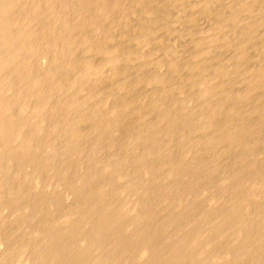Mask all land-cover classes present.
I'll return each instance as SVG.
<instances>
[{
    "label": "bare ground",
    "instance_id": "6f19581e",
    "mask_svg": "<svg viewBox=\"0 0 264 264\" xmlns=\"http://www.w3.org/2000/svg\"><path fill=\"white\" fill-rule=\"evenodd\" d=\"M57 1L58 0H0V200H3V201H1V203L2 202H4L5 201V203L7 204V205H9V206H12L13 207V205L15 206V208H17V210H18V214H15L14 213V216L15 215H17V218H16V220H17V222H19L18 224H19V227L20 228H16L15 226L16 225H18L17 223L16 224H14V221H13V219H15V218H13V219H11L12 220V222H13V224L15 225L14 227V229H17V231H19V229H22L23 230V228H22V225L21 224H24V225H27V224H29V223H26L25 224V222L28 220V219H31V217H33L35 214H37L38 212L40 213V212H42V213H45L46 214V216H45V214L44 215H41V214H39L41 217L39 218V215L38 216H36L35 215V217H37V219L39 218V220L41 221V220H43L44 218H45V221L48 223L49 222V219H50V221H53L54 220V218H55V216L56 215H58V212L60 211V209H61V207L59 206V205H61V203H59V205L56 203L57 201H55L54 199V201H52V199L50 200V202L48 201V200H45V202H44V205H43V200H44V198H43V192L40 190V189H38L39 187H44L43 185H41V183H40V185H39V180H37V177H38V174L40 173V170H41V168H43L44 167V165H43V163L45 164V166H46V160L41 156L42 154H40V156L42 157V158H40L38 155V152L37 151H39L40 149L43 151V147L46 145V142H45V145L43 146L42 144H41V142H42V140H41V137H39L40 139H38V137L36 138L34 135H33V133L37 130L38 131V127H39V125H40V123L38 124L37 122H36V124H34L35 123V120H34V122H33V124L30 126L29 125V123H31V122H29V119H24V117L21 119V115H20V117H19V115H16V112H17V109H16V112L13 110V108L15 107V105L17 104V106H16V108L18 107H20L21 109H25V108H22V107H26V106H30L31 107V109L32 108H34V109H32V110H34L35 111V113L36 114H34V115H36L37 117H39V116H41L42 114H44V112H46L45 110H47V107H49V106H47V104H45V103H43V104H41L39 101L37 102L36 100V103L35 102H32L33 100H30V98H29V96L27 97V95H38V96H40V98H43V97H41L42 95H44L43 94V90L42 89H44V88H42L41 86H42V82H47V89L48 90H50V91H55L56 92V90L58 91L59 89H61L62 87H64L65 85H67V87L69 86L70 88H67V90H70L71 91V88H72V86H73V88L74 89H76L75 87H74V82H75V80L73 79V77H69V79H67L66 80V83H65V85L63 84V86L61 85L62 83L61 82H58L57 80H56V76H57V74L55 73V72H57V71H59L60 72V70L58 69V70H56V71H52V70H50V69H44L40 74L39 73H37V74H39V75H37L36 73V75L37 76H33V77H30L29 75L34 71H32L30 74H29V71L31 70V68H32V66H33V68H34V66H36V64L35 65H33L35 62H34V60L36 59V58H41L44 54H40L39 55V57H36L37 56V54L39 53V52H41L42 53V51L40 50V48L41 47H44L46 50H53V53L54 52H61L62 51V49H64L65 48V44H66V48H67V45L70 43V41H72L71 43H73V39L71 40L70 38H69V35H67V34H69V31L70 30H73L74 28H76V27H80L81 26V24H83V22H85L86 20H85V18H84V16H87V15H85L86 14V11H82V12H85V14L81 17V10H85L86 9V7H85V5H87L89 2L88 1H90V0H77V1H79L78 3L76 2V1H74V2H76V4H78L77 6L79 7V9H80V7H81V5L83 6V7H81V10L80 11H77L78 12V15L80 16V20H78L79 22H77L76 24H72V23H70L71 22V20H70V22H69V20L67 21L66 19H64V17L66 16V14L64 15V17L63 16H61V14L59 13V11H60V9L61 8H64V7H61V6H59V7H61L60 9H59V11L57 12V10H56V6H57ZM62 1V0H61ZM122 1L123 0H113V2H111V6L110 7H108V8H105V7H103V8H99V11L98 10H96V11H98V13H96L97 14V16L98 17H102V18H106V19H108V17H110L111 16V12L113 11L112 9H118L119 7H120V5H121V3H122ZM167 3H169V2H171V0H165ZM60 2V1H59ZM135 2V4H138V6H140L142 3L145 5V3L147 4L148 3V0H135L134 1ZM60 3H62V2H60ZM64 3V2H63ZM91 4V3H90ZM142 4V5H143ZM80 5V6H79ZM257 6L256 7H258V9H257V15L259 16V15H261V16H264V0H257V4H256ZM259 5V6H258ZM18 6H20V8L18 7ZM89 6V5H88ZM108 6V5H107ZM77 7V8H78ZM90 7V6H89ZM87 8V10L88 9H90V8ZM251 5L250 4H247V3H240L239 5H238V7H237V9H236V12H240V11H250V9H251ZM145 8V7H144ZM197 8L199 9V11L200 12H202V13H204V14H210V11H211V9H210V2L208 1V0H200V1H198V4H197ZM20 10V12L19 11H17V10ZM46 9H47V11L50 13V17H51V22L50 23H44V22H42V21H44V20H42V18L43 19H46V18H44L42 15L46 12ZM78 9V10H79ZM229 9H230V7H229ZM61 10H63V9H61ZM110 10H112L111 12H110ZM16 11L17 12H19V13H16ZM195 11H196V8H195ZM47 12V13H48ZM88 13L90 12V11H87ZM92 12V11H91ZM91 12H90V14H91ZM94 12V11H93ZM62 13V12H61ZM76 13V12H75ZM93 14V13H92ZM47 14L45 13V15L44 16H46ZM63 15V14H62ZM78 15H76V16H78ZM94 15V14H93ZM92 15V16H93ZM41 16H42V18H41ZM89 16V15H88ZM95 16V15H94ZM92 17V19H94V20H98V17ZM202 16H204V15H202ZM47 17V16H46ZM48 17H49V14H48ZM47 17V18H48ZM100 17V18H101ZM38 18H41V20H39V21H41V22H39L38 21ZM66 18H67V16H66ZM71 18V17H70ZM90 18H91V15H90ZM89 18V19H90ZM69 19V18H68ZM86 19H87V21H88V18L86 17ZM85 20V21H84ZM91 20V19H90ZM39 22V24L38 23H36V22ZM46 21H47V19H46ZM45 21V22H46ZM48 21H49V19H48ZM233 21H235V17H233ZM57 22H61L60 24H61V27H60V29H59V26H56L57 24ZM75 21H73V23H74ZM35 23L37 24V26L35 25ZM56 24V25H55ZM59 24V23H58ZM252 29H253V27H252ZM252 29H250L249 27H248V31L249 30H252ZM71 35V34H70ZM90 36H93L92 34H89ZM89 35H88V37H84V41L85 42H88L89 43V46H90V50L92 51V53H93V51L94 52H96V51H98V53L100 52V50H101V47L100 46H98L97 44H93V43H95V42H97L98 43V41H96L95 40V42H91V40H92V37H90L89 38ZM72 37H75V40H76V37L77 36H72ZM71 37V38H72ZM91 39V40H90ZM94 41V40H93ZM77 42H78V40H77ZM79 42H83V41H79ZM87 44V43H86ZM63 45H64V48H63ZM70 45V44H69ZM99 45H101V44H99ZM65 48V49H66ZM89 48V47H88ZM247 48H248V41H247V36H245L244 37V39L242 40V41H240V42H237L235 45H234V47H233V56H232V60H233V63H234V66H236V69L238 68H240L243 64L242 63H244V57H245V51L247 50ZM41 49H43V48H41ZM44 49V50H45ZM64 49V50H65ZM63 50V51H64ZM88 51V50H87ZM91 51H89L90 53H91ZM52 52V51H51ZM65 52V51H64ZM102 52V51H101ZM100 52V53H101ZM107 52V51H106ZM106 52H104V54H106ZM45 53H47V52H45ZM52 53V54H53ZM62 54H63V52H61ZM103 53V52H102ZM49 54V53H48ZM51 54V56L50 57H52V56H56V55H52ZM55 54V53H54ZM107 54H108V52H107ZM50 55V54H49ZM49 55H47V56H49ZM106 56V55H105ZM35 57V58H34ZM44 57H46V56H44ZM50 57H48V58H50ZM63 57V56H62ZM109 57V63H111V64H109L111 67H112V71H113V73L115 74V73H120V72H128V71H131L132 72V74L133 73H135L134 74V78L131 80V81H128V83H126L125 85H123L121 88L123 89V91H125V93H127L126 95H125V97L120 101V97L118 98V100H119V106L117 105V107H118V109L120 108H122L121 110H118L119 112L117 113L116 112V117L112 120L113 121V123L112 124H121V120L123 119V118H125V116L121 113V111H123V112H126V111H124V110H126V109H134V102H135V98H133V95H130V93H129V91H128V89H129V87H135V86H138L139 84H141V83H151V81H158L159 79H160V77L161 76H158V74L159 73H154V72H152V73H154V74H152V73H150L151 75H153V76H151V77H149V78H146L145 76H143L142 75V72L140 71V69H139V67L138 66H135L138 62H136V60H133V59H131V57H129V56H127V55H124V54H113V53H109V55L107 56V58ZM32 58H34V60H32ZM43 58V57H42ZM54 58V57H53ZM58 58H61V56L59 57V56H57V58H55V59H58ZM39 59H37L38 61H39ZM62 59V58H61ZM63 59H64V57H63ZM51 60V59H50ZM60 60V59H59ZM58 60V61H59ZM65 60V59H64ZM46 59L44 60V59H40V62H38L39 63V65H40V63H44L45 65H46V68H47V64L48 63H46ZM86 61V60H85ZM34 62V63H33ZM48 62H49V60H48ZM51 62V61H50ZM54 62V61H53ZM52 62V63H53ZM56 63H57V61H55ZM63 62V61H62ZM89 61H87L86 63H88ZM51 63V64H52ZM107 63H108V61H107ZM106 63V64H107ZM160 63H162V61L160 62ZM44 64H42V65H44ZM50 64V65H51ZM58 64V63H57ZM57 64H53V65H57ZM63 64V63H62ZM61 64V60H60V66L62 65ZM89 64H90V62H89ZM89 64H86L87 66L89 65ZM166 64V63H165ZM168 64V63H167ZM166 64V65H167ZM263 64V63H262ZM59 65V64H58ZM85 65V63L83 64V66ZM108 65V66H109ZM259 67H257L256 68V72H253V73H251L250 74V76H248L250 79H249V81H247V82H250V80L253 82L251 85H252V90L254 89V88H257L258 90H256V91H260L261 90V92H259V95L260 96H262V98L264 99V65H261V63H259ZM90 67H92L91 66V64L89 65ZM102 66H104V65H102ZM101 66V67H102ZM105 66H107V65H105ZM104 66V67H105ZM109 66V67H110ZM160 68L161 67H163L162 69H164V61H163V64L162 65H158ZM189 66V65H188ZM258 66V65H257ZM42 67V66H41ZM40 67V68H41ZM44 67V66H43ZM57 67V66H56ZM56 67H54V68H56ZM90 67L88 68V70H90ZM95 66H93V68H94ZM108 67V68H109ZM185 67V66H184ZM49 68V67H48ZM52 68V67H51ZM60 68V67H59ZM86 67H85V69H87ZM97 68V67H96ZM159 68V69H160ZM166 68H168V67H166ZM170 68L173 70V71H178L179 70V67H178V64L175 62H171L170 63ZM189 68V67H188ZM187 68V70H189ZM194 68V69H193ZM198 67L195 65V66H193L192 65V70L193 71H195V69L196 70H198L197 69ZM37 69V68H36ZM35 69V70H36ZM61 69V68H60ZM84 69V71L86 72L87 70H85ZM98 69H99V67H98ZM185 69H186V67L184 68V71H185ZM237 69V70H238ZM54 70V69H53ZM62 70V69H61ZM95 70V69H94ZM94 70L93 69H91V71H93L92 73H96V72H94ZM168 70V69H167ZM38 71H39V69H38ZM37 71V72H38ZM63 71V70H62ZM83 71V70H82ZM90 71V72H91ZM95 71H97V70H95ZM109 71H110V68H109ZM242 71V70H241ZM65 72V71H64ZM85 72H84V74H85ZM89 72V74L91 75L92 73H90ZM168 72H170V71H167V73L166 74H168V75H170ZM186 72V71H185ZM188 72V71H187ZM191 72V71H190ZM189 72V73H190ZM196 72V71H195ZM202 71H198V73H201ZM238 72V71H237ZM239 72H240V70H239ZM77 73H79V72H77ZM110 73H111V71H110ZM193 73V72H192ZM191 73V74H192ZM66 74V73H65ZM79 74H81V72L79 73ZM86 74H87V72H86ZM149 74V75H150ZM174 73H172V75H173ZM185 74H187L188 75V73H185ZM184 74V75H185ZM194 74V73H193ZM33 75V74H32ZM68 75V74H67ZM67 75H64V76H66V78L68 77ZM72 75V74H71ZM74 75H75V73H74ZM82 75H83V73H82ZM81 75V76H82ZM163 75H165V74H163ZM171 75V76H172ZM195 75H197V73L195 74ZM195 75H194V77H195ZM201 75V74H200ZM249 75V74H248ZM58 76H61V74L59 75L58 74ZM70 76V75H69ZM88 74L87 75H85L83 78H82V80H88L89 81V79H88ZM191 77H192V75H190ZM190 76H189V78H190ZM240 76V75H239ZM75 77H76V75H75ZM78 77H80V75L78 76ZM87 77V78H86ZM98 77H99V75H98ZM98 77H96V75L94 74L93 75V77L91 76V77H89L90 79L91 78H95V79H91V80H93V81H98V80H96ZM167 77V76H166ZM183 77V76H182ZM242 77V76H241ZM62 79L64 78V77H61ZM72 78V79H71ZM165 78V77H164ZM167 78H169V76L167 77ZM166 78V79H167ZM65 79V78H64ZM76 79V78H75ZM79 79V78H78ZM184 79V78H183ZM192 79H193V77H192ZM195 79V78H194ZM16 80H17V82H16ZM81 80V81H82ZM170 80V79H169ZM185 80V79H184ZM245 80V79H244ZM247 80H248V78H247ZM76 81H77V79H76ZM79 81H80V79L78 80V83H79ZM164 81V83L166 82V80L164 79L163 80ZM179 81V80H178ZM187 80H185V82H186ZM188 81H191L192 82V80H188ZM20 82V83H19ZM84 82V81H83ZM160 82V84H161V80L159 81ZM185 82H182L181 84H183V83H185ZM191 82L190 83H188V85L190 84V86H191ZM205 82V81H204ZM209 82V81H208ZM207 82V83H208ZM244 83H246L245 81H243ZM61 83V84H60ZM77 83V82H76ZM77 83V84H78ZM82 83V82H81ZM86 83V82H85ZM156 83V82H155ZM158 83V82H157ZM163 83V84H164ZM178 83V82H177ZM45 84V83H44ZM43 84V85H44ZM80 84V83H79ZM88 84H91L90 83V81L88 82ZM92 84H94L93 82H92ZM152 84H153V82H152ZM166 84V83H165ZM179 84V83H178ZM194 84V83H193ZM204 84H206V83H203V85ZM209 84H211V83H209ZM250 84V83H249ZM81 85V84H80ZM175 85V84H174ZM185 85H187V82H186V84ZM185 85H183L184 87H185ZM203 85L202 86H200V87H203ZM245 85V84H244ZM76 86H78V85H76ZM84 86V85H83ZM82 86V87H83ZM89 86V85H88ZM179 86H180V84H179ZM178 86V87H179ZM196 86V85H195ZM208 85H205V87H203L201 90H200V93H203L202 95H204L205 93H206V91L207 90H209V88L210 87H207ZM210 86V85H209ZM44 87H46V85L44 86ZM81 87V88H82ZM85 87V86H84ZM173 87V86H172ZM171 87V88H172ZM184 87H183V89H184ZM187 87H189V86H187ZM187 87H186V89H187ZM246 87V86H245ZM244 87V88H245ZM30 88H31V90L32 89H35L33 92H31V90H30ZM66 88V87H65ZM79 88H80V86H79ZM78 87H77V89L80 91V89H79ZM190 88V87H189ZM193 88V87H192ZM191 88V89H192ZM199 88H198V90H199ZM46 89V88H45ZM73 89V91H71V92H69V93H72V92H75L76 90H74ZM84 90H85V88H83ZM83 89L81 90V91H83ZM91 88H89V90H90ZM177 89H179V88H177ZM180 89L182 90V87L180 86ZM194 89V88H193ZM249 89V88H248ZM247 89V90H248ZM47 90V91H48ZM64 90V89H63ZM88 90V92H90ZM93 90V89H92ZM96 90V89H95ZM181 90H178V91H181ZM185 90V89H184ZM183 90V91H184ZM190 90V89H189ZM251 90V91H252ZM8 91H9V93H10V95L9 94H7V96H6V92L8 93ZM28 91H30V93L28 92ZM79 91H78V93H79ZM80 91V92H81ZM87 91V90H86ZM128 91V92H127ZM202 91V92H201ZM238 91V90H237ZM241 91H243V90H241ZM244 91H245V89H244ZM243 91V92H244ZM253 91H255V89L253 90ZM54 92V93H55ZM61 92V91H60ZM64 91H62L61 93H63ZM93 92L94 91H92V94H93ZM160 92V91H159ZM158 92V93H159ZM236 92V91H235ZM232 93L231 95H230V97H233V99L236 101V104H235V101H233V99L232 98H229L230 100H232L233 102H234V104H232L231 105V101L228 99L227 100V102L228 101H230V102H228L230 105V107H228V108H230L229 109V111L231 110L232 112V114L233 113H235L236 115H237V117L238 118H240V120H242L243 121V119H245V117H248L247 115H245V117H244V115L242 114V116H241V113H239L240 114V116H238V112L240 111V110H242V108H244V106L243 107H241L242 106V104H240V103H238V101L241 99L242 100V96H243V94L242 95H240V91L238 92V93ZM33 93V94H32ZM44 93H45V90H44ZM53 93V94H54ZM57 93V92H56ZM56 93H55V95H56ZM65 93H68V91L67 92H65ZM68 93V94H69ZM77 93V92H76ZM76 93H73L74 95L76 94ZM77 93V94H78ZM124 93V94H125ZM162 92H160V94H161ZM199 93V94H200ZM245 93V92H244ZM248 93V92H247ZM250 93V92H249ZM261 93V94H260ZM46 94H48L49 95V93H46ZM45 94V96H47ZM50 94H52V92L50 93ZM59 94V93H58ZM72 94V95H73ZM77 94H76V98H78L77 97ZM85 94H87L86 92L84 93V95ZM89 94H91V93H89ZM88 94V95H89ZM160 94H158V97H160V96H162L163 95V93L160 95ZM246 94V93H245ZM251 94V93H250ZM9 95V96H8ZM160 95V96H159ZM201 95V94H200ZM227 95V94H226ZM247 95V94H246ZM30 96V97H31ZM44 96V97H45ZM59 96V95H58ZM58 96H56V97H58ZM61 97H62V95H60ZM59 96V97H60ZM65 96H68L67 94L65 95ZM80 96H82V94L80 95ZM86 96V95H85ZM84 96V97H85ZM166 96V95H165ZM220 96V95H219ZM259 96V97H260ZM70 98L72 97V96H69ZM83 97V96H82ZM91 97H92V95H91ZM215 97H217L216 95H215ZM223 97V96H222ZM222 97H220V98H222ZM224 97H225V95H224ZM228 97V96H227ZM226 97V98H227ZM258 97V98H259ZM37 98V97H36ZM75 98V99H76ZM80 99H81V97H79ZM79 98H78V102H79ZM86 98V97H85ZM122 98V97H121ZM162 99L164 98V97H161ZM160 98V100H162ZM217 98H219V97H217ZM216 98V99H217ZM244 98H245V96H244ZM256 99L255 98V100L257 101V102H261V101H263V100H259V99ZM31 99H33V97L31 98ZM37 99H39V98H37ZM45 99V98H44ZM48 99H50V97L48 98ZM54 99H56L55 98V96H54ZM54 99H53V101H54ZM69 99V98H68ZM87 100H88V98H86ZM86 99H85V101H86ZM104 99H105V95H104ZM40 100V99H39ZM42 100V99H41ZM56 100H58V99H56ZM55 100V101H56ZM71 100V99H70ZM69 100V101H70ZM83 100H84V98H83ZM213 100H215V99H212V101ZM220 100V99H219ZM222 100H223V98H222ZM222 100H220V101H222ZM224 100H225V98H224ZM254 100V101H255ZM259 100V101H258ZM43 101H46V100H43ZM50 101V103H51V99L49 100ZM52 101V102H53ZM73 101V100H72ZM77 101V100H76ZM163 101H164V99H163ZM163 101H159L158 102V100L157 101H154V102H152L151 104H150V107H151V109L150 110H152L153 108H154V110H155V108L156 107H159V109L160 108H163L164 107V105H165V101L167 102V100H166V98H165V101L163 102ZM209 101V100H208ZM208 101H207V103H208ZM217 102L215 103V104H207V103H205V104H207V107H205L207 110H206V115L207 116H202V115H204V112H203V114L201 115L202 116V118L204 117V123H202V125L201 124H199L198 123V119H200V117H199V114L201 113V110H199L200 112H199V114H198V112H197V114H196V117H197V115H198V119H196L195 121H197V123L199 124V125H201L200 127L201 128H208V129H211L210 131V133L209 132H207L206 131V129H205V131L207 132V133H209L210 135H207L206 136V133H205V136H206V138H204L205 136H200V138L202 137V138H204V144H206L205 146L207 147V145H208V147H210L209 145H212V146H214V144L215 145H217V143L218 142H222V143H220V144H222L223 146H224V144H225V146H227V144H233L232 146H234V145H236L237 144V146H240V144L242 143L243 145L246 143L245 142V140H248L247 138H249V140L248 141H250V135H249V137H247L246 135L244 136V133L245 132H242V131H240V134L238 133V131H239V129L237 128V126L238 125H242L243 124V122L242 123H240V121H239V124L237 125V123L238 122H236V123H232V122H230L229 123V121H227L226 122V124L224 123V124H222V119L223 118H221V124H220V122H219V120H218V122H216V121H214V119H213V117L216 115V112H219L218 110H221V108H220V106H221V102L220 101H218V100H216ZM57 102V101H56ZM73 102H75V100L73 101ZM77 102V103H78ZM82 102V101H81ZM108 101L106 100V103H107ZM110 102V101H109ZM210 102H211V100H210ZM214 102V101H213ZM224 102H226V100L224 101ZM232 102V103H233ZM48 103V102H47ZM55 103V102H54ZM72 103V102H71ZM71 103H70V106H71ZM99 103V102H98ZM114 103H115V100H114ZM118 103V102H117ZM116 103V104H117ZM223 103V102H222ZM264 103V102H263ZM44 104L46 105L45 106V110H44ZM49 104V103H48ZM52 104V103H51ZM73 104V103H72ZM84 104H85V102H84ZM102 104V103H101ZM100 104V105H101ZM112 104V103H111ZM167 104H168V102H167ZM166 104V105H167ZM220 104V106L218 107V105ZM226 104V103H225ZM224 104V105H225ZM238 104V105H237ZM239 104H240V107H241V109H239V111H238V106H239ZM252 104H254V103H252ZM54 105V104H53ZM52 105V106H53ZM66 105H67V103H66ZM77 105H80V106H82L81 105V103H78V104H76L75 106H77ZM93 105V104H92ZM94 105H97V103L96 104H94ZM107 105V104H106ZM115 105V104H114ZM223 105V104H222ZM223 105V106H224ZM254 105H256V104H254ZM254 105H251V106H254ZM258 105V104H257ZM256 105V106H257ZM58 106V105H57ZM70 106H68V107H70ZM73 106V105H72ZM74 106V107H75ZM91 106V105H90ZM89 106V107H90ZM103 106V105H102ZM113 106V105H112ZM116 106V105H115ZM152 106H153V108H152ZM206 106V105H205ZM227 106H228V104H227ZM227 106H225V107H227ZM249 106V105H248ZM255 106V107H256ZM29 107V108H30ZM62 107H63V105H62ZM78 108V111H79V106H77ZM104 107H109V105H107V106H104ZM104 107H102V108H104ZM169 107V106H168ZM167 107V108H168ZM224 107V108H225ZM255 107H251V108H255ZM28 108V107H27ZM26 108V109H27ZM50 108V107H49ZM86 109H84V111H85V113L89 110L87 107H85ZM91 108V107H90ZM94 108V107H93ZM102 108H101V110H102ZM110 108L111 107H109V110H110ZM177 108V107H176ZM179 108V107H178ZM222 109V110H225V109ZM246 108V107H245ZM250 108V109H251ZM20 109V110H21ZM58 109H59V107H58ZM88 109V110H87ZM92 109V108H91ZM106 109V108H105ZM108 109V108H107ZM114 109V108H113ZM113 109H111L112 110V113H114L113 112ZM159 109H157L156 108V111H158ZM170 109H174V108H170ZM169 109V110H170ZM183 109V108H182ZM31 110V111H32ZM49 110H51V109H49ZM54 110V109H53ZM53 110H52V112H53ZM61 110V109H60ZM82 111H83V109H81ZM117 110V109H116ZM116 110H114V111H116ZM149 110V109H148ZM149 110V111H150ZM164 112H163V111ZM166 110H168V109H165V107H164V109H161V114H159V115H157V118H158V120H156V121H158V122H162V123H166V124H170V125H172V124H174V122H175V120H176V117H174V115H178V113H176L175 112V114L173 115V113L171 114V112L172 111H170L169 112V110L168 111H166ZM176 110V109H175ZM205 109H203V111H204ZM221 110V111H222ZM256 110H258V111H256ZM19 111V110H18ZM25 111V110H24ZM55 111H56V106H55ZM67 111V110H66ZM74 111V110H73ZM73 111H72V113H73ZM77 111V112H78ZM106 112H108V110H105ZM140 111V109H137V110H135V112H137V114L140 116V118L141 117H144V115H146V113H148L147 111H146V113H144L143 114V112L141 113V112H139ZM145 111V110H144ZM228 110H227V108H226V110H225V113L227 114L228 112H229ZM243 111V110H242ZM245 112L244 113H246V111L247 110H244ZM248 111H249V109H248ZM253 111V109L251 110V112ZM255 111L258 113L259 111H261V113H264V112H262V111H264V105L262 106V105H258L256 108H255ZM255 111H253V112H255ZM69 112V111H68ZM80 112L81 111H79V113H77V114H80ZM100 112L102 113V111H100V108L99 107H95L94 109H92L90 112L88 111V113H89V115H88V117H96V116H98L99 114H100ZM103 112H104V109H103ZM111 111H109V113H110ZM151 112V111H150ZM159 112V111H158ZM223 113H224V111H222ZM250 112V113H251ZM19 113V112H18ZM23 113V112H22ZM24 113H26V112H24ZM28 113V112H27ZM26 113V114H27ZM33 113V112H32ZM47 113H51L50 111L49 112H47ZM47 113L45 114V115H47ZM55 113V112H54ZM58 113V112H57ZM75 113H76V110H75ZM84 113V114H85ZM105 113V112H104ZM101 114V115H105V114ZM132 113V112H131ZM154 113H156L155 111H154ZM180 113V112H179ZM189 113H191V112H189ZM208 113V114H207ZM222 113V114H223ZM243 113V112H242ZM250 113H248V115H249V117H252L251 115H250ZM26 114H25V116H26ZM63 114H64V112H63ZM70 114V113H69ZM108 114V113H107ZM126 114H127V112H126ZM130 114V113H129ZM136 114V113H135ZM134 114V115H135ZM229 114V113H228ZM234 114V115H235ZM247 114V113H246ZM259 114V113H258ZM28 115V114H27ZM44 115V116H45ZM66 115H67V113H66ZM65 115V116H66ZM71 115V114H70ZM69 115V116H70ZM82 115H83V112H82ZM111 115V114H110ZM115 115V114H114ZM133 115V117H135ZM155 115V114H154ZM191 115V114H190ZM193 115V114H192ZM218 115H219V113H218ZM230 115V114H229ZM229 115H228V117H229ZM234 115H233V117H234ZM260 115V114H259ZM259 115H256V116H259ZM23 116H24V114H23ZM29 116V115H28ZM28 116H26V117H28ZM48 116H49V114H48ZM47 116V117H48ZM78 116V115H77ZM84 116V115H83ZM83 116H79V118H78V120H80L81 121V119H83V118H85V116L83 117ZM101 117L100 115H99V122L97 121V125H93V126H95V128L94 129H96V128H102V126L103 127H107L108 125H110V123L112 122L110 119V121L108 120V122H107V119H108V116L109 115H107V119L105 118L104 119V117ZM113 116V115H112ZM131 116V115H130ZM217 116V115H216ZM220 116H222L223 117V115H219V117L217 118V117H215V118H217V119H219L220 118ZM253 116H254V114H253ZM262 116V115H261ZM25 117V118H26ZM34 118L35 116H31V118ZM54 117V116H53ZM74 117H76L75 116V114H74ZM132 117V118H133ZM187 117H189V116H187ZM194 117V116H193ZM231 117H232V115H231ZM230 117V118H231ZM236 117V118H237ZM40 118V117H39ZM44 118V117H43ZM42 117H41V119H43ZM45 118H46V116H45ZM68 119V121L69 120H71L69 117H67ZM71 118L73 119V115L71 116ZM126 118H127V116H126ZM131 118V117H130ZM136 118H137V116H136ZM145 119H146V117H144ZM148 118V117H147ZM149 118H151L150 117V115H149ZM153 118H155V117H153L152 116V120H154ZM179 118H181V116L179 117ZM179 118L177 119V121L179 120ZM182 118H184L183 116H182ZM190 118V117H189ZM256 118V117H255ZM254 118V120L256 121V120H258V119H255ZM53 118L51 117V119L50 120H52ZM62 119V118H61ZM96 119H98V118H96ZM134 119V118H133ZM141 119H143V118H141ZM187 119V118H186ZM186 119H185V121H186ZM191 119V118H190ZM225 119H226V117H225ZM224 119V121H226ZM229 119V118H228ZM231 119H233V118H231ZM248 119V118H247ZM251 118H249V120H250ZM259 119H260V116H259ZM36 120H38V119H36ZM45 120V119H44ZM46 120H48V118H46ZM63 120V119H62ZM62 120L60 121V122H62ZM89 120H91V119H89ZM136 121L138 120V122L140 121L139 119H135ZM147 120H150V119H147ZM147 120H142V123L141 122H139V123H141L142 125L143 124H145V122H146V125H144V126H146V128L148 127L150 130L148 131V133L145 131V130H147V129H145L144 131L146 132V134H147V137H148V139L151 141H149V145H150V143H152V145L151 146H147V145H145L146 147L144 148V150L142 151V153H140L139 151H138V153H140L137 157H134L133 159L134 160H136L135 162H137L136 164H138V168H139V170L140 171H142L143 172V175L144 174H146L147 176H148V179H157V172L158 173H160L159 171L161 170L163 173L162 174H166V175H168V177H169V179H170V177H172V176H180L181 177V175H183V173L184 172H187V171H193L194 173L196 172V178H197V175H198V173L197 172H199L198 171V168H200V167H198V166H195V164L196 163H194V165H192V163L196 160V162H197V159H194L196 156H194V160H193V162L190 164V162H191V160H190V162H189V164L190 165H187L186 163V165L183 163V161H186V159L185 160H183V161H181V158H182V156H181V154H183V152L180 154V152H178L179 153V156H181L180 157V159L179 158H177V159H179V160H176L174 157H176L175 156V153H174V157H171V158H173V159H175V161L174 160H171V159H167V160H165V157H167L169 154H172V156H173V150L172 149H170V148H168L167 150H169L170 149V151L172 152V153H169L170 151H166L165 149V151L166 152H164V150H163V153L161 152H159V150H161L160 148H163V146H161L160 145V148L157 150V149H154V148H152V146H154L153 145V141H154V143H156L157 144V142L155 141V139L157 138V137H155L157 134H158V132H160V131H158V129H157V125H156V123H154L153 121L152 122H150V121H148L147 122ZM216 120V119H215ZM239 120V119H238ZM253 120V119H252ZM42 121V120H41ZM40 121V122H41ZM49 121V120H48ZM48 121H45V122H48ZM67 121V123H69ZM72 121V120H71ZM88 121V120H87ZM93 121V120H92ZM123 121V120H122ZM188 121H190V120H188ZM193 122H195L194 121V119L192 120ZM203 121V120H202ZM232 121H235V119L234 120H232ZM236 121H237V119H236ZM52 122H55V120H53ZM57 123H58V121H56ZM60 122H59V124H60ZM63 122H64V120H63ZM77 122V121H76ZM75 122V123H76ZM79 122V121H78ZM82 122H83V120H82ZM96 122V121H95ZM253 124H254V122L253 121H251ZM257 122V121H256ZM255 122V123H256ZM262 122H264V117H263V121ZM81 123V122H80ZM79 123V124H80ZM109 123V124H108ZM134 123V122H133ZM162 123H160V125L158 124V126H161L162 125ZM176 124H177V122H175ZM179 123V122H178ZM197 123H196V125H197ZM219 123V124H218ZM227 123H229L228 125L229 126H227ZM245 123H248V124H250V121L248 122V120L245 122ZM259 123L261 124V122L259 121ZM37 124H38V127H37ZM44 124V123H43ZM47 125H43L44 127H47L49 124H51V122L48 124V123H46ZM58 124V125H59ZM63 124V123H62ZM77 124V123H76ZM79 124H77L78 126H79ZM82 124V123H81ZM91 124H93V122H91ZM91 124L89 125V126H91ZM135 124V123H134ZM133 124V125H134ZM138 124V123H137ZM136 124V125H137ZM182 124H183V122H182ZM193 124V123H192ZM192 124L190 123V122H186L185 124H184V126L187 128V130L185 129V127H183L182 126V128H184L185 130V132H188V128L189 129H192L193 127H194V125L192 126ZM195 124V123H194ZM204 124V125H203ZM247 124V125H248ZM252 124V125H253ZM258 124V123H257ZM52 125H54V124H52ZM57 125V124H56ZM64 125H66L65 123H64ZM69 126H72L71 127V132H73V133H75L76 135H80L81 136V134L83 135V133H81V131L79 130L80 128H81V130H83L82 129V127H80V126H82V125H80L79 126V128H78V126L76 127V125L74 124V123H72L71 122V125L70 124H68ZM102 125V126H101ZM141 125V126H142ZM223 125H225V128H223ZM245 125V124H244ZM251 125V126H252ZM256 124H254L253 126H255ZM43 126H41L40 128H42ZM63 126V125H62ZM178 126V125H177ZM227 126V127H226ZM250 126V127H251ZM261 126V128H262V125H260ZM25 127H27L28 129H27V131H25ZM54 127L56 128V126L54 125ZM57 127H60V126H57ZM92 127V126H91ZM109 127V126H108ZM110 127H112L111 125H110ZM110 127H109V129H110ZM135 127V126H134ZM139 127V126H138ZM171 127H173V125L171 126ZM179 127H181V126H178L177 127V131L178 130H180V128ZM239 128H241L242 129V126H238ZM244 127V126H243ZM263 127H264V123H263ZM23 128H24V132H23ZM49 128H51V127H49ZM48 128V129H49ZM84 129L85 128H87V127H83ZM162 128H163V125H162ZM161 128V129H162ZM168 128H169V126H168ZM179 128V129H178ZM182 128H181V130H182ZM197 127L195 126V129H196ZM199 128V127H198ZM220 128H222V129H225V130H222V131H220L221 132V134H219L218 133V131L217 130H219ZM245 128H246V126H245ZM254 128H256V127H254ZM30 129H31V131H30ZM47 129V128H46ZM59 129V128H58ZM89 129V128H88ZM107 130V131H109V133H110V130ZM112 129V128H111ZM139 129V128H138ZM137 129V130H138ZM164 129H165V127H164ZM175 129H176V126H175ZM174 128H173V130H172V133H174V134H176L175 132H176V130H175ZM200 129V128H199ZM248 129V128H247ZM250 129V128H249ZM260 129V128H259ZM264 129V128H263ZM42 130H43V128H42ZM41 129H40V131L39 132H41L42 131ZM50 130V129H49ZM49 130L47 131L48 133H49ZM60 130H62V127H61V129ZM99 130V129H98ZM137 130L136 131H134V132H137ZM167 132H169L167 129H165ZM212 130L213 131H216L219 135H214V134H212L213 132H212ZM221 130V129H220ZM238 130V131H237ZM245 129H243V131H244ZM262 130V129H261ZM45 131V130H44ZM53 131H55V129H53ZM52 131V132H53ZM65 131V130H64ZM70 131H69V133H70ZM84 131V130H83ZM87 131V130H86ZM91 131V130H90ZM105 131H106V129H105ZM138 131H140L141 132V127H140V130H138ZM163 131L164 130H162L161 132L163 133ZM183 131V130H182ZM192 132L194 131V129H192L191 130ZM201 130H198V132H200ZM246 131V130H245ZM249 131V130H248ZM257 131V133L256 134H258V132H260V131H258V129L256 130ZM52 132H50V133H52ZM59 132V131H58ZM62 132V131H61ZM68 131L66 130V133H67ZM78 132H80V133H78ZM88 132V131H87ZM134 132H133V135H134ZM145 132H143V133H145ZM160 132V133H161ZM197 132V129H196V132H194V133H196V134H200V133H198ZM202 132V131H201ZM215 132V133H216ZM242 132V133H241ZM254 132V131H253ZM261 132H263V131H261ZM43 133V132H42ZM42 133H41V135H42ZM47 133V134H48ZM63 133H65V132H63ZM65 133V134H66ZM73 133H72V136H73ZM90 133V132H89ZM92 133V132H91ZM99 134H103V133H100V132H98ZM142 133V134H143ZM184 133V132H183ZM188 133H190V132H188ZM188 133H186V135L188 134ZM203 133V132H202ZM247 133H249V132H247ZM35 134H36V132H35ZM40 134V133H39ZM86 134H88V133H86ZM106 134H108V133H106ZM146 134H143V136L145 135L146 136ZM180 134V133H179ZM246 134V133H245ZM249 134H252L251 136V138H253V133H249ZM263 133H260V135L263 137V135H262ZM40 135V136H41ZM43 135H45V133L43 134ZM42 135V136H43ZM56 135V134H55ZM58 135L59 136H61V138H62V135L63 134H59L58 133ZM67 135V134H66ZM69 135V134H68ZM70 135H71V133H70ZM69 135V138L70 137H72V136H70ZM85 135V134H84ZM93 135H94V133H93ZM96 135V134H95ZM104 135V134H103ZM160 135L161 134H159L158 135V139H159V137H160ZM164 135H167L166 133H164ZM163 135V136H164ZM170 135H171V133H170ZM177 136H179L178 134H176ZM175 135V136H176ZM185 135V134H184ZM183 135V136H184ZM195 135V134H194ZM194 135H192V137L194 136ZM259 135V134H258ZM258 135L257 136H254V138L253 139H255V137H257L258 138ZM259 135V136H260ZM39 136V135H38ZM53 136H54V134H53ZM59 136H58V138H59ZM75 136V135H74ZM100 137H98L97 139H99V140H97V141H100V138H101V135H99ZM132 136V135H131ZM137 136V135H136ZM139 136H140V134H139ZM172 136H173V134H172ZM171 136V137H172ZM176 136V137H177ZM181 136H182V134L180 135V138H181ZM182 136V137H183ZM198 136V135H197ZM44 137V136H43ZM63 137H64V135H63ZM67 137V136H66ZM77 137V136H76ZM75 137V138H76ZM96 137H97V135H96ZM96 137H94L95 139H96ZM168 137V136H167ZM171 137H169V138H171ZM188 137H190V140L189 141H191L192 142V137H191V135L190 136H188ZM195 137V136H194ZM194 137H193V139H194ZM54 138H55V136H54ZM65 138V137H64ZM75 138H73V140H75ZM92 138V137H91ZM93 138V139H94ZM137 138H138V136H137ZM136 138V139H137ZM164 138H166V137H163V139L162 140H164ZM186 138H187V136H186ZM198 138V140H200L199 139V137H197ZM197 138H195L196 140H197ZM202 138H201V140H202ZM261 138V137H260ZM260 138H259V140H260ZM56 139H57V136H56ZM67 139V138H66ZM66 139H62V144L64 145V143H63V140L65 141ZM72 139V138H71ZM84 139V138H83ZM83 139H82V141H83ZM89 139V138H88ZM87 139V140H88ZM136 139H134V140H136ZM148 139L146 140V142L148 141ZM174 140H175V137L173 138ZM173 139H171L172 141H174ZM253 139H251V140H253ZM262 139H264V138H262ZM261 139V140H262ZM44 140V139H43ZM45 140L46 141H49V140H51V138L48 140V139H46L45 138ZM53 140V139H52ZM52 140H51V142H52ZM58 140V139H57ZM56 140V141H57ZM77 140V139H76ZM167 140V139H166ZM177 140V139H176ZM179 140V139H178ZM260 140V141H261ZM55 141V142H56ZM72 141V140H71ZM91 141V140H90ZM93 141V140H92ZM108 141V140H107ZM110 141V140H109ZM137 141V140H136ZM140 141V140H139ZM158 141V140H157ZM247 141V142H248ZM254 141H256V140H254ZM258 141V140H257ZM260 141H258L259 143H260ZM263 141V140H262ZM78 142H80L79 141V138H78ZM84 142V141H83ZM83 142H81V143H83ZM86 142V141H85ZM96 142V141H95ZM101 142V141H100ZM111 142V141H110ZM142 142H144V140L143 141H141V144H142ZM159 142H161L162 143V141L160 140ZM164 142H166V141H164ZM168 142H169V140H168ZM175 142V141H174ZM195 143H196V141H194ZM202 142V141H201ZM65 143H67V140H66V142ZM74 144H75V141L73 142ZM80 143V145H82ZM86 143H88V141L86 142ZM99 143V142H98ZM107 143V142H106ZM148 143V142H147ZM188 143H190V142H188ZM254 143L255 142H253V146H255V147H257L256 146V143H255V145H254ZM262 143V142H261ZM260 143V144H261ZM50 144H52V143H50ZM69 144H71L70 142H69ZM84 144V143H83ZM91 144V143H90ZM95 143H93V145H94ZM141 144H139V145H141ZM159 144V143H158ZM157 144V145H158ZM166 144V143H165ZM164 143H163V145H165ZM174 144V143H173ZM202 144H203V142H202ZM203 144V145H204ZM241 144V145H242ZM250 144V143H249ZM264 144V143H263ZM41 145H42V148H41ZM49 145V144H48ZM67 145V144H66ZM78 145L79 144H77V147H78ZM107 145V144H106ZM167 146H168V144H166ZM166 145H165V148H166ZM175 145V144H174ZM180 145V144H179ZM182 145V144H181ZM181 145H180V147H181ZM188 145V144H187ZM187 145H186V147H187ZM193 145V143L191 144V146ZM195 145H197V144H195ZM194 145V146H195ZM199 145L200 144H198V147H199ZM203 145H201L200 147L201 148H203L202 146ZM242 145V147H244ZM246 145V144H245ZM257 145H259V144H257ZM47 146V145H46ZM69 147L71 146V145H68ZM84 146V145H83ZM97 146V142H96V145H95V147ZM99 146V145H98ZM98 146H97V148H98ZM111 145H109V147H110ZM113 146V145H112ZM111 146V147H112ZM170 146H171V141H170ZM173 146V145H172ZM177 146V145H176ZM188 146H190V144L188 145ZM187 147V148H192V147ZM229 146V145H228ZM260 146V145H259ZM48 147V146H47ZM51 147H56L55 145L53 146V144L51 145ZM86 147V146H85ZM93 147V146H92ZM108 147V146H107ZM135 147H137V146H135ZM138 147H141V146H138ZM137 147V148H138ZM143 147V146H142ZM158 147V146H157ZM185 147V146H184ZM197 146H195V148H196ZM199 147V149H197V151L199 150H201V148ZM217 148L218 146H214V148ZM229 147H231V146H229ZM241 147V146H240ZM240 147H239V150L237 151V152H239L240 151ZM241 147V148H242ZM247 147H249V146H247ZM246 147V148H247ZM261 147H263L262 145H261ZM261 147L260 148H257V150L258 149H261ZM68 148V147H67ZM66 148V149H67ZM71 148L72 147H70L69 148V150H71ZM80 148V147H79ZM83 148V147H82ZM89 148H91V146H89ZM134 148V147H133ZM132 148V149H133ZM172 148V147H171ZM179 147H177V149H178ZM216 148H215V151H216ZM221 147L219 146V149H220ZM227 148V147H226ZM236 148H238V147H235V150H236ZM252 149H253V147H251ZM46 149H48V148H46ZM59 149H61V148H59ZM93 149V148H92ZM111 149V148H110ZM123 149V148H122ZM121 149V150H122ZM126 148H124V150H125ZM140 149V148H139ZM205 149H207V148H205ZM204 149V150H205ZM210 149V148H209ZM224 149V148H223ZM231 149V148H230ZM232 149H234V147L232 148ZM55 150H58L57 148H55V149H53V151L55 152ZM62 151H64V149H61ZM60 150V151H61ZM72 150H74V151H77V149L75 150V149H72ZM72 150H71V152H72ZM79 150V149H78ZM88 150V149H87ZM90 150V149H89ZM97 150V149H96ZM123 150V151H124ZM180 150V149H179ZM178 150V151H179ZM183 149H181V151H182ZM186 149H184V151H185ZM195 151H196V149H194ZM193 150V151H194ZM203 150V151H204ZM211 150H213V147H211ZM235 150H234V153H235ZM242 150V149H241ZM245 150V149H244ZM248 150V149H247ZM251 150V149H250ZM256 150V151H257ZM45 151V150H44ZM65 151H68V150H65ZM65 151H64V154H65ZM91 151H95V150H90L89 152H91ZM128 151V150H127ZM127 151H125V152H127ZM134 151V150H133ZM141 151V150H140ZM188 151H189V149H188ZM190 151H191V149H190ZM202 151V150H201ZM209 151V150H208ZM224 151H225V149H224ZM228 150L226 149V152H227ZM230 151V150H229ZM228 151V153H230V152H232V151H230L229 152ZM260 151V150H259ZM40 152V151H39ZM50 152V151H49ZM78 152V151H77ZM80 152L82 153V150H80ZM80 152L78 153V154H80ZM88 152V151H87ZM122 152V151H121ZM120 152V153H121ZM135 152V151H134ZM210 152V151H209ZM214 152V151H213ZM218 152H219V150H217V154H218ZM221 152V151H220ZM241 152V151H240ZM239 152V153H240ZM242 152H243V150H242ZM242 152H241V156H242ZM244 152H247L246 150L244 151ZM252 152V151H251ZM261 152H263V151H261ZM58 153V155H56V160L58 159L59 160V162L58 163H60L61 165L64 163V162H62V161H60V159L59 158H57L59 155H60V153L59 152H57ZM56 153V154H57ZM94 153V152H93ZM119 153V154H120ZM128 153V152H127ZM136 153H137V149H136ZM137 153V154H138ZM165 153H167V155L165 156V157H163L164 156V154ZM169 153V154H168ZM177 153V152H176ZM186 152H184V154H185ZM189 153H193V154H198V153H194V152H189ZM189 153H187V156L189 155ZM200 153H202V152H200ZM214 153H216V152H214ZM222 153H224L223 151H222ZM222 153H221V156H219V157H221V160H222ZM233 153V152H232ZM231 153V154H232ZM248 153V152H247ZM247 153H245V154H247ZM255 153V152H254ZM258 153V152H257ZM257 153H256V156H257ZM46 152H45V154H43V155H45V157H47L46 156ZM48 154H50V153H48ZM63 154V155H64ZM67 154H69V152L67 153ZM83 154V153H82ZM118 154V155H119ZM131 153H129V155H130ZM135 154V153H134ZM183 154V155H184ZM204 154V153H203ZM203 154H202V156H203ZM207 154H208V152H207ZM207 154H204V155H207ZM213 153H211V155H212ZM225 154L226 153H224V157H225ZM231 154H229V155H231ZM238 154V153H237ZM249 154V153H248ZM247 154V155H248ZM251 154V153H250ZM261 154H263V153H261ZM52 155H54V153H52ZM72 155H74V154H72ZM71 154H70V156H72ZM84 155V154H83ZM82 155V156H83ZM88 155V154H87ZM87 155H86V157H87ZM92 155V154H91ZM118 155L116 156V157H118ZM122 155H124V154H122ZM121 155V156H122ZM127 155L128 154H126V156H125V158L127 157ZM133 155V154H132ZM131 155V156H132ZM160 155H162V158H164L163 160H161V161H157L156 160V163L155 164H158V169L160 168V170H158L157 169V166H155L154 167V161H152L151 160V162L153 163V164H151V166H149V167H145V166H143L142 165V163L144 162L145 163V161H143V162H141L142 160H144L145 158L147 159V158H151L152 157V159L153 158H158V157H160ZM186 155V154H185ZM191 155V154H190ZM189 155V156H190ZM200 155V154H199ZM199 155H197L198 156V158H199ZM209 155H210V153H209ZM210 155V156H211ZM219 155H220V153H219ZM234 155L236 156V153L235 154H233V157H234ZM247 155H244L245 157L247 156ZM251 155H253V152H252V154ZM258 155H260V154H258ZM264 155V154H263ZM49 156V155H48ZM60 156H62V154L60 155ZM59 156V157H60ZM67 156H69V155H67ZM66 156V157H67ZM75 156V155H74ZM80 156V155H79ZM121 156H120V158H121ZM188 156V158H190ZM202 156L200 155V157L202 158ZM214 156V154L211 156V157H213ZM215 156H218V155H215ZM228 156V155H227ZM244 156H242V160H243V157ZM64 157V156H63ZM63 157H62V159H63ZM84 157V156H83ZM94 157H95V155H94ZM115 157V158H116ZM130 157V156H129ZM169 157H170V155H169ZM178 157V156H177ZM183 157H185V156H183ZM250 157V156H249ZM248 157V158H249ZM252 157V156H251ZM260 157H262L263 158V156L261 155ZM65 158V157H64ZM69 158V157H68ZM73 158V157H72ZM82 157L80 156V160L82 161L83 159H81ZM96 158V157H95ZM119 158V157H118ZM117 158V159H118ZM122 158H124V157H122ZM162 158H159V160L160 159H162ZM197 158V157H196ZM206 158L207 157H204V159H205V161H206ZM216 159H217V157H215ZM253 158H255L254 156H253ZM258 158V157H257ZM261 158V159H262ZM49 159H51V157L49 158ZM74 159V158H73ZM75 159H79V157H77L76 158V156H75ZM85 159H87V158H85ZM126 159H128V157L126 158ZM214 159V158H213ZM213 159H212V162H211V159H210V163H214L213 162ZM225 159L227 160V158L225 157ZM238 159H239V155H238ZM241 159V158H240ZM260 159V158H259ZM53 160L54 159H52V164H53ZM70 160V159H69ZM76 160V161H77ZM91 160H92V158H91ZM90 160V161H91ZM95 160V159H94ZM129 160H130V158H129ZM132 160V159H131ZM148 160V159H147ZM188 160V161H189ZM199 160V159H198ZM201 160V159H200ZM199 160V161H200ZM202 160H203V158H202ZM221 160H219V158H218V160H215L217 163H218V161H221ZM223 160H224V158H223ZM228 160H230V159H228ZM242 160H240L241 162H242ZM253 160H255V159H253ZM257 160V159H256ZM63 161H64V159H63ZM65 161H66V158H65ZM68 161V160H67ZM79 161V160H78ZM84 161H86V160H83L82 162H83V164H84ZM89 161V160H88ZM90 161H89V164H90ZM115 161V160H114ZM128 161V160H127ZM148 161H150V160H148ZM187 161V162H188ZM198 161V162H199ZM236 161V160H235ZM243 161H245V160H243ZM248 161V160H247ZM262 160H260V161H258V162H261ZM49 162V161H48ZM62 162V163H61ZM70 162V161H69ZM95 163H96V160L94 161ZM122 160L121 161H115V163L113 162V165H109V168L108 167H104L105 168V171L104 170H102L103 171V173L104 172H112L111 174L113 175V176H115L116 177V181H117V179L118 178H124V176H126V174L124 175V173H123V170H124V168L122 167ZM125 162V161H124ZM134 162V163H135ZM158 162V163H157ZM208 162V161H207ZM221 162H223V161H221ZM220 162V163H221ZM258 162H255L258 166L257 167H259V164H261V163H259L258 164ZM264 162V161H263ZM51 163L49 164L50 166H51ZM57 163V162H56ZM88 163V162H87ZM87 163H85V164H87ZM97 163H100V162H97ZM102 163V162H101ZM101 163H100V165H101ZM104 163V162H103ZM111 163H112V161H111ZM127 163V162H126ZM200 163H203V162H200ZM209 163V162H208ZM250 163V162H249ZM248 163V164H249ZM66 164H68V162H66L65 164H64V168L67 166ZM72 165H74V163L72 162L71 163ZM77 164H79V163H77ZM92 164V163H91ZM128 164V163H127ZM133 164V163H132ZM136 164H134V165H136ZM145 164H147V162L145 163ZM144 164V165H145ZM241 164V163H240ZM247 164V165H248ZM251 164V163H250ZM256 164H254V162H253V164H251V166H256ZM263 164V163H262ZM42 165H43V167H42ZM48 165V164H47ZM54 165H56L55 163H54ZM66 165V166H65ZM97 165V164H96ZM124 165H125V163H124ZM153 165V166H152ZM197 165H200V164H197ZM212 165V164H211ZM214 165V164H213ZM212 165V166H213ZM238 165H239V162H238ZM237 165V166H238ZM242 165H243V163H242ZM247 165H246V168H247ZM70 166V164L68 165V167ZM75 166V165H74ZM73 166V167H74ZM79 166V169H82V168H80V166H81V162H80V165H78ZM84 166V165H83ZM87 166H88V164H87ZM90 166V165H89ZM92 166H94V164L93 165H91V167ZM98 166V165H97ZM126 166V165H125ZM203 166H205L204 165V163H203ZM202 166V167H203ZM209 166V165H208ZM208 166H207V168H208ZM215 166H217L216 165V163H215ZM240 166V168L242 167L241 165H239ZM238 166V167H239ZM249 166V165H248ZM260 166H262V165H260ZM29 168V171L31 172L29 175H35V177H33V176H30L31 177V179H32V177H33V179L35 180V181H33L34 183H33V187L35 188V189H31V187L30 188H28V185L27 184H30V183H25V181L27 180V178H29L28 176H27V173H29L28 172V170L26 169V168ZM47 167V166H46ZM49 167V166H48ZM56 167H58V165L56 166ZM71 167V166H70ZM95 167V166H94ZM101 167V166H100ZM99 167V168H100ZM121 167L123 168V170H121ZM132 167V166H131ZM130 167V168H131ZM198 167V168H197ZM201 167V168H202ZM214 167V166H213ZM235 167V166H234ZM256 167V169H258ZM263 167V166H262ZM259 168L260 169V171H261V169L263 170V168ZM60 168H62V167H60ZM64 168H62L61 169V172H62V170L64 169ZM72 168V167H71ZM75 168V167H74ZM83 168H86V166H84ZM96 168V167H95ZM94 168V169H95ZM103 167L102 168H100V169H104ZM129 168V167H128ZM129 168V169H130ZM134 169H135V166L133 167ZM204 169H206L205 167H203ZM220 168H222V167H220ZM224 168V167H223ZM240 168H238V169H240ZM242 168H245L244 167V165H243V167ZM245 168V169H246ZM250 168V167H249ZM255 168V167H254ZM254 168H250V169H253L254 170ZM46 170L48 169V168H45ZM51 169V168H50ZM56 169V168H55ZM68 169V168H67ZM90 169V168H89ZM126 169V168H125ZM133 169V170H134ZM157 169V170H156ZM209 169V168H208ZM211 169V172H212V170H214V171H216L215 169H212V168H210ZM209 169V170H210ZM217 169H218V167H217ZM231 169H233V168H231ZM236 169H237V167L234 169L235 171H236ZM245 169H243V170H245ZM259 169H258V171H259ZM42 170H44V169H42ZM41 170V171H42ZM53 170H54V168H53ZM58 170V168L56 169V171ZM69 170V169H68ZM72 170H74V169H72ZM71 170V171H72ZM83 170V169H82ZM85 170V169H84ZM86 170H88V169H86ZM93 170V169H92ZM97 170V169H96ZM121 170V171H120ZM202 170V169H201ZM207 170V169H206ZM221 169H219V171H220ZM227 170H229V168H227ZM234 170H232V171H234ZM247 170V169H246ZM252 170V171H253ZM45 171V170H44ZM50 171H52V170H50ZM55 171V170H54ZM64 171V170H63ZM65 171H67L66 170V168H65ZM76 171V170H75ZM101 171V172H102ZM203 171V170H202ZM201 171V172H202ZM218 171V170H217ZM238 171H240V170H238ZM241 171H242V169H241ZM249 171H251V170H249ZM43 172V171H42ZM41 172V173H42ZM60 171H57V174L59 173ZM61 172H60V174H61ZM69 172V171H68ZM67 172V173H68ZM72 172H74V171H72ZM77 172H78V170L76 171V174H77ZM82 172V171H81ZM85 172V171H84ZM89 172V171H88ZM96 172V171H95ZM101 172H96V173H93V177H94V179L95 178H99L100 177V180L102 179L101 178V176H102V173ZM138 172V171H137ZM204 172V171H203ZM208 172H210V171H208ZM210 172V173H211ZM222 172V171H221ZM220 172V173H221ZM223 172H225L226 173V170L225 171H223ZM222 172V173H223ZM229 172H231V170L229 171ZM228 172V173H229ZM243 172V171H242ZM246 172V171H245ZM248 172V171H247ZM257 172V171H256ZM47 173V172H46ZM66 173V174H67ZM90 173V172H89ZM89 173H87V174H89ZM125 173H127L128 174V172H126L125 171ZM189 173V172H188ZM214 173V172H213ZM219 172H218V174H220ZM225 173H223V174H225ZM240 173V174H239ZM258 173V172H257ZM262 173H263V177H264V170H263V172L261 171V176H262ZM47 174H50V172L49 173H47ZM63 174H65V173H63ZM79 174V173H78ZM82 174V173H81ZM85 174V173H84ZM87 174H85L86 176H87ZM106 173H104V175H105ZM129 174H130V172H129ZM135 174H136V172H135ZM185 174V173H184ZM204 174V173H203ZM209 174V173H208ZM207 174V175H208ZM217 174V175H218ZM231 175V176H228V175ZM229 174H225L226 176L225 177H221V179H219L218 180V178H217V180H218V182H217V186H218V188H220L223 192L224 191H226V192H222L226 197H227V190H229L230 189V187L232 188L231 189V191H232V196H231V203H230V205H229V203H227L228 201V199L226 198V199H223L224 197H222V200L223 201H220L221 200V198H220V200L217 202V205L214 207V208H212V207H210L209 206V208L207 207V209H202V202H204L203 200V197L200 195V194H198L199 192H197V191H192L191 190V192H192V196H191V198H190V200L188 201V200H186V201H184L185 200V198H183L185 195H183V190H181V192H175V193H172L173 191H170L171 193H165V191H163V190H167V186L166 187H163L162 185H159V183H158V185H156V188H157V186H158V188L159 189H163L162 191H161V193H159L157 196V198L156 197H154V198H152L151 199V196H152V194H151V192H149V194L151 195H149L148 193H147V195L148 196H150V199H149V197L148 198H146V200H144V201H146V202H142V200L143 199H141L140 197V200H141V202H139V200H138V198L137 197H135V198H137V202L136 201H134V202H136V203H131V202H129V200L128 201H126V200H123V199H127V197H131V196H133V195H135V194H137L139 191H138V188H137V182L136 181H132L133 179L131 178L130 180V182H128L129 184H126V186L124 187V186H122L121 185V183H120V185L122 186V192H123V198H122V200L120 199V200H116V199H113L114 201H112L111 199H108L109 197H108V195H107V201H106V199H104V197L102 196V191L100 192V190L99 191H97V190H95V191H90V188H94V187H90V184H89V187L90 188H88L87 190H84L85 188H84V182H86V180H85V178H83V177H79V178H77L76 179V181L74 182L73 180H66L65 181V178H64V185L66 184L67 186H68V190H69V187H71V188H73V189H70V190H72L73 192H72V195H74V197H75V200H76V198H77V202H79L80 201V203H78V204H76V205H73L74 206V208H72L71 206L69 207L70 209L68 210V212L66 211V214H64V215H66V216H63L62 214L64 213L63 211H64V209L62 210V211H60V213L61 212H63L61 215L63 216V217H65L64 219H63V217H61V215H60V220H61V218L63 219V220H61V222L60 223H56V222H52V224L51 223H49V225H51L50 227H47V228H49L48 230L47 229H45V227H44V230H46V231H43L42 229V231H40V227L41 226H43V225H41L42 223H40V227L38 228L39 229V231H37V230H35L34 228V230H35V232L34 231H32L33 232V235H31L33 238H39L40 239V242L39 243H36V244H34L33 245V247H30V249H26V250H31V248L33 249V254L32 253H30L29 251H28V253H30V254H32L33 255V257H32V259L33 260H31V257H30V254H27V256H29V258L30 259H28L27 260V262L28 263H25L26 262V259H25V264H29L30 263V260L31 261H33L32 262V264H220L221 263V261L220 260H223L222 262H226V263H228V264H242V263H244V264H257L259 261L261 262L262 261V263L261 264H264V183H261L260 184V181H259V185H258V183H257V185L255 184V182L254 181H257L258 179H256V178H254V179H256V180H252L249 184H247V186L245 185V188H241V186H239L238 185V182L239 181H237V180H239V176L242 174L241 172H238V173H229ZM246 174V173H245ZM254 174V173H253ZM44 174H42V176H43ZM46 175V174H45ZM44 175V176H45ZM68 175V174H67ZM66 175V176H67ZM69 175H70V173H69ZM69 175H68V177L67 178H69V179H72L71 177H72V175H71V177H69ZM104 175H103V178H104ZM108 175V174H107ZM109 175H110V173H109ZM108 175V176H109ZM140 175H141V173H140ZM140 175H139V177H140ZM145 175V176H146ZM161 175V174H160ZM202 174H200V176H201ZM206 175V174H205ZM205 175H204V177H205ZM211 175H212V173H211ZM213 175H216V172H215V174H213ZM243 175V174H242ZM247 175H249V176H247V177H250V172L247 174ZM252 175V174H251ZM259 175V174H258ZM257 174H256V176H258ZM47 176H49V175H47ZM57 176V175H56ZM63 176V175H62ZM65 176V177H66ZM79 176V175H78ZM91 176V175H90ZM106 176V175H105ZM111 176V175H110ZM128 176H130V175H128ZM165 176V175H164ZM199 175H198V178L196 179L197 181H196V183L198 184V188H199V185L201 184L200 182L203 180V179H199V177H200ZM209 176H210V174H209ZM206 177L207 178V180H208V178L210 179V177ZM221 176H223V175H221ZM228 176V177H227ZM246 176V175H245ZM255 176V177H256ZM39 177H40V174H39ZM52 177V176H51ZM53 177H55V174H54V172H53ZM89 176H87L86 177V179L88 178ZM92 177V178H93ZM114 177V178H115ZM150 177V178H149ZM158 177H162V176H158ZM174 177V178H175ZM183 177V176H182ZM186 177V176H185ZM188 177V176H187ZM202 177H203V175H202ZM219 177V176H218ZM241 177H243L242 179H244V175L243 176H241ZM240 177V178H241ZM245 178V182H246V179H247V181H248V179H249V181H250V179H251V177L250 178ZM254 177V176H253ZM262 177V178H263ZM42 178V177H41ZM40 178V179H41ZM48 178V177H47ZM58 178H62V177H59L58 176ZM76 178V177H75ZM91 178V179H92ZM105 178H107V177H105ZM113 178V177H112ZM112 178H111V180H112ZM126 178V177H125ZM124 178V179H125ZM135 178H136V176H135ZM143 178V177H142ZM141 178V179H142ZM144 178H147V177H144ZM144 178H143V180H144ZM173 178V177H172ZM261 178V179H262ZM39 179V178H38ZM44 179H46V177L45 178H42V180L43 181H47V180H44ZM53 179V178H52ZM52 179H51V181H52ZM55 179V178H54ZM53 179V182L55 181ZM74 179V178H73ZM107 179H109V177L107 178ZM106 179V180H107ZM127 179H128V177L125 179L126 181H127ZM140 179V178H139ZM167 179V178H166ZM176 180H178L177 178H175ZM184 179V178H183ZM190 179V178H189ZM193 179H194V177H193ZM215 179H216V177H215ZM214 179V180H215ZM29 180V179H28ZM75 180V179H74ZM100 180H98V181H100ZM105 180V181H106ZM124 180V181H125ZM135 180H137V179H135ZM160 179L158 178V182H160L159 181ZM164 180V179H163ZM171 180V179H170ZM205 180V179H204ZM204 180H203V183L204 184H206L207 185V183L206 182H204ZM211 180V179H210ZM209 180V181H210ZM216 180V181H217ZM241 180V179H240ZM39 181V182H38ZM43 181H42V183H43ZM58 181L59 180H57V182L56 183H58ZM61 181H63V179L61 180ZM77 181L78 182H81L80 184H78L77 183ZM90 181L91 180H89V182L88 183H90ZM95 181H97V180H95ZM110 181V180H109ZM121 181H123V180H121ZM139 181V180H138ZM145 181H146V179H145ZM144 181V182H145ZM148 181V180H147ZM152 181V180H151ZM151 181H149L150 183H151ZM166 181V180H165ZM164 181V185H165V182ZM167 181H169V180H167ZM172 181V183H174V179L173 180H171ZM179 181H180V178H179ZM178 181V183H180V182H182V181H180L179 182ZM192 181V180H191ZM206 181V180H205ZM242 181V180H241ZM45 182H44V184H45ZM48 182H50V179H49V181H47L46 183L47 184H45V187H46V185H48ZM60 182V181H59ZM101 182V181H100ZM100 182H98L97 184H99V186H100ZM115 182V181H114ZM118 182V181H117ZM120 182V181H119ZM143 182V183H144ZM162 182V181H161ZM195 181L193 180V183H194ZM244 182V181H243ZM243 182L242 183H240V184H243ZM50 183H52V182H50ZM49 183V184H50ZM95 182H93V183H91V186H93L92 184H94ZM111 183V182H110ZM147 183V182H146ZM154 183H156V182H154ZM153 183V184H154ZM168 183H170V181L168 182ZM210 183H211V181H210ZM214 183V182H213ZM212 183V184H213ZM26 184V185H25ZM60 184H61V182H60ZM62 184H63V182H62ZM62 184L59 186L60 188H58V185L56 186V188H58V189H60V191L63 193V189H65V188H63V186H62ZM101 184H102V182H101ZM105 184V183H104ZM108 185H109V182L107 183ZM107 184H105L104 185V187H107L106 185ZM114 184V183H113ZM116 184V183H115ZM139 184H141V181H140V183ZM138 184V185H139ZM157 184V183H156ZM177 183H175L174 185L173 184H171L170 183V185H173V186H175ZM195 184V183H194ZM193 184V185H194ZM211 184V185H212ZM31 185V184H30ZM52 185V184H51ZM54 185V184H53ZM52 185V186H53ZM116 185H118V184H116ZM143 185V184H142ZM155 185V184H154ZM167 185V184H166ZM170 185H168V186H170ZM183 185V184H182ZM193 185L191 186V188L193 187ZM208 185H209V183H208ZM213 185H215V188L217 189V187H216V184L214 183ZM244 185V184H243ZM32 186V185H31ZM39 186V187H38ZM86 186V185H85ZM87 186H88V184H87ZM86 186V187H87ZM95 186V185H94ZM115 186V185H114ZM114 186H109V187H114ZM119 186V185H118ZM145 186V185H144ZM143 186V187H144ZM147 186H149V185H147ZM151 186V185H150ZM149 186V187H150ZM178 186V185H177ZM181 186V185H180ZM179 186V188H181ZM205 186V185H204ZM204 186H202V187H204ZM48 187V186H47ZM64 187H66V186H64ZM96 187V186H95ZM103 187V186H102ZM141 187V186H140ZM143 187L141 188V189H143ZM149 187H147V189L149 188ZM153 187V186H152ZM185 187H186V184H185ZM196 187V186H195ZM201 187V186H200ZM202 187H201V189H202ZM206 187V186H205ZM214 187V186H213ZM115 188H116V186H115ZM119 188H120V186H119ZM170 188H172L171 186H170ZM177 188V187H176ZM211 188V187H210ZM214 188V190L216 191V189ZM47 189V188H46ZM45 189V190H46ZM108 189V188H107ZM112 189V188H111ZM114 189V188H113ZM140 189V190H141ZM146 188L145 189H143V190H141L140 192H142V191H144L145 192V194H146V191H149V190H147ZM193 189V188H192ZM200 189V190H201ZM204 189V188H203ZM206 189L208 190L209 189V186H207L206 187ZM211 189H213V188H211ZM211 189L209 190V192H210V194H211V192L213 191H211ZM50 190V189H49ZM48 190V191H49ZM63 190V191H62ZM109 190V189H108ZM107 190V191H108ZM118 190V189H117ZM121 190V189H120ZM120 190L119 191H116V189H115V191L118 193V192H120ZM151 190H153V189H151ZM177 190H178V188H177ZM189 190V189H188ZM194 190H197V189H194ZM205 190V189H204ZM203 190V192H206V191H204ZM218 190V189H217ZM44 191V190H43ZM51 191L52 192H48V193H55V192H53V191H56V190H52V188H51ZM59 191V190H58ZM58 191H56L57 192V195H58V193L60 194V192H58ZM84 191H86V192H84ZM104 191L106 192V190L104 189ZM103 191V192H104ZM110 191H112V190H110ZM110 191H108V192H110ZM156 191V190H155ZM175 191H176V189H175ZM186 191V190H185ZM46 192V191H45ZM66 192V191H65ZM65 192H64V194H62V196H64V195H66L67 194V192L69 193L70 191H67L66 192V194H65ZM104 192V193H105ZM144 192H143V194H144ZM167 192V191H166ZM201 192H202V190H201ZM209 192H207V193H209ZM217 192V191H216ZM220 192V193H221ZM229 192H230V190H229ZM228 192V193H229ZM48 193H46L45 194V196L48 194ZM71 193V192H70ZM70 193L68 194V195H66V196H68V198H66V199H69V195H70ZM113 194H114V192H112ZM116 193V194H117ZM153 193V192H152ZM158 193V192H157ZM156 193V194H157ZM186 193H188V192H186ZM213 194H216L217 195V193H214V192H212ZM218 193H219V191H218ZM60 194V195H61ZM109 194H111V193H109ZM118 194H120V193H118ZM139 194V196H142V195H140V193H138ZM144 194V195H145ZM155 194V193H154ZM153 194V196H155ZM191 194V193H190ZM204 194V193H203ZM206 194V193H205ZM223 194H221L222 196H223ZM55 195V194H54ZM54 195H52L51 197L52 198H54L53 196ZM60 195H58L60 198H61V196ZM122 195H121V197H122ZM182 195H183V197H182ZM186 195H188V194H186ZM207 195V194H206ZM220 195V196H221ZM44 196V197H45ZM50 196V195H49ZM114 196H116V195H114ZM137 196V195H136ZM203 196H205V195H203ZM211 196H213V195H211ZM46 197H48V196H46ZM56 197V196H55ZM74 197H73V199H74ZM106 197V196H105ZM125 197V198H124ZM189 197V196H188ZM207 197H209L208 199H209V201H210V195L208 194L207 196H206V198ZM215 197V196H214ZM218 197H219V194H218ZM229 197V196H228ZM58 198V197H57ZM60 198H58V199H60ZM63 198V197H62ZM61 198V199H62ZM70 198H71V196H70ZM114 198V197H113ZM116 198V197H115ZM118 198V197H117ZM132 199H134L133 197H131ZM142 198H145L144 196H142ZM206 198H205V200H206ZM216 198V197H215ZM46 199H48V198H46ZM64 199V198H63ZM62 199V200H63ZM130 199V198H129ZM148 199H149V202H148ZM184 199V200H183ZM213 199V198H212ZM211 199V200H212ZM217 200H218V198H216ZM216 199H214V201H216ZM41 200V203L39 202ZM61 200V201H62ZM255 200H259V201H262L263 203H261V204H263V207H260L261 208V212L259 213V211H258V213L256 212V213H254L255 211H256V206L254 207V209H253V207H251V204H253V203H256V201ZM52 201V202H51ZM131 201V200H130ZM209 201H207V202H209ZM213 201V200H212ZM227 201V202H226ZM252 201H255V202H253L252 203ZM63 202V201H62ZM69 202L71 203V201H70V199H69ZM0 203V205H2ZM5 203H3V206H4V204ZM73 203H74V201H73ZM226 203H227V205H226ZM63 204V203H62ZM205 204H208V203H205ZM261 204H260V206H261ZM17 205V206H16ZM43 205V206H42ZM69 205V204H68ZM72 205V204H71ZM204 205V204H203ZM209 205H211L212 206V203H210ZM254 205H256V204H254ZM62 206V205H61ZM67 206V205H66ZM257 206H259V204L257 203ZM5 207H8V206H4L3 208H5ZM59 207H60V209H59ZM9 208V207H8ZM259 208V207H258ZM2 209V208H1ZM7 209V208H6ZM66 210H67V208H65ZM2 210H4L3 212L5 213V209H2ZM10 210H11V208L9 209V212H10ZM14 209H12V211H13ZM253 210H255V211H253ZM259 210V209H258ZM16 211V210H15ZM57 211V214H55L54 212H56ZM162 211V213L164 212V215H163V217H160L159 216V213ZM6 212H8V211H6ZM14 212V211H13ZM13 212L11 213V214H13ZM2 213V212H1ZM0 213V214H1ZM4 213H2L1 215H3ZM16 213H17V211H16ZM198 214V215H194V214ZM6 214V213H5ZM4 214V215H5ZM8 214V213H7ZM53 214H55L54 215V218H53V220H51V216H53ZM13 216V215H12ZM13 216V217H14ZM45 216V217H44ZM47 216H49L48 218H47V220H46V217ZM4 217V216H3ZM9 218H10V215L8 216ZM30 217V218H29ZM42 217H43V219H42ZM12 218V217H11ZM32 219H34V218H32ZM31 219V220H32ZM36 219V218H35ZM5 220H9L10 221V219H7L6 217H5V219H4V221ZM15 220V221H16ZM58 221V220H57ZM12 222H11V224H12ZM29 222H31V221H29ZM33 222V221H32ZM35 222H36V220H35ZM34 222V223H35ZM43 223H44V220L42 221ZM183 222L185 223V226H186V228L187 229H185L186 231H184L183 229L181 230L182 232H183V234H181V235H179L178 237H176V236H174L173 234H170L169 233V231H167L166 232V230H168V228L169 229H175V230H178V228H179V226H180V224H181V226H182V224H183ZM5 223V224H4ZM3 223V221L1 220V218H0V229L3 227V229H4V225H5V227H7V228H9L8 226H6L8 223H6V222H4ZM33 223V224H34ZM37 223V222H36ZM54 223V224H53ZM186 223L187 224H189V226H187L186 225ZM11 224H9L10 226H11V228H12V226L13 225H11ZM33 224H32V226H33ZM24 225H23V227H24ZM31 225V224H30ZM35 225V224H34ZM39 225V224H38ZM143 225H145V228L143 227ZM36 226H37V224H36ZM44 226H45V224H44ZM48 226V225H47ZM180 226V227H181ZM185 226H184V228H185ZM183 227V226H182ZM181 227V228H182ZM26 228V227H25ZM29 228H31L32 229V227H29ZM36 228V227H35ZM145 229V231H144V229ZM6 229V228H5ZM10 230H12V229H10ZM22 230H20L21 231V233L20 232H18V233H20L19 234V239H17V237L15 238V236H14V239H17V241L18 242H16V243H18V245L17 246H12L13 244H11V246L13 247V248H10V249H8V250H1L2 248H0V260L2 261H0L1 262V264H8V262H10V261H8L9 260V258L11 259V257L12 256H14V254H16L17 252H19V253H17V255L19 254L20 256L19 257H17V255H15L14 257L15 258H19V262H22L21 261V259L23 258V256H25V258H26V254L25 255H23V252H26V251H22V250H20L21 249V247H25V244L26 243H24L25 242V239H27L26 238V235H25V232H22ZM26 230V229H25ZM7 231V232H6ZM3 230L2 231V229H1V232H6V234L8 233V230ZM13 231V230H12ZM27 231V230H26ZM180 231V232H181ZM15 232H16V230H15ZM28 232H30L31 233V230L30 231H28ZM27 232V233H28ZM177 232V231H176ZM175 232V233H176ZM181 232V233H182ZM10 233H13V232H11L10 231ZM29 233V234H30ZM179 233V232H178ZM2 234V233H1ZM6 234H4L5 236H6ZM7 235H9V234H7ZM10 235H12V234H10ZM13 235H14V233H13ZM17 236H18V234H16ZM0 236H2V238H3V235H0ZM31 236H30V239H31ZM10 237V236H9ZM1 238V237H0ZM36 238V239H37ZM6 239H9V238H5V240ZM11 240L10 241H8V242H10L11 243V241H12V236H11V238H10ZM35 239V240H36ZM39 239H37V240H39ZM1 240V239H0ZM32 240V239H31ZM30 240V241H31ZM36 240V241H37ZM77 240H79L80 242L79 243H81V244H78V245H81L80 247H77V244H75V241H77ZM2 241H4V238H3V240ZM2 241H0L2 244H4ZM15 240H13V242H14ZM27 243H28V240H27ZM35 243V242H34ZM78 243V242H77ZM6 244V243H5ZM4 244V245H5ZM31 244V243H30ZM74 244H75V246H74ZM6 245H8V244H6ZM10 245V244H9ZM15 245V244H14ZM24 245V246H23ZM27 245V244H26ZM29 245V244H28ZM2 245H0V247H1ZM31 246V245H30ZM29 247V246H28ZM7 249V248H6ZM23 249V248H22ZM211 249H216V253L219 251V253H217V254H215V255H212V252L210 253V251H211ZM24 250V249H23ZM21 251H22V254H21ZM213 252L215 253V251L213 250ZM22 257V258H21ZM14 258V259H15ZM21 258V259H20ZM13 259V258H12ZM11 259V262H13V260ZM17 259H15V260H17ZM24 259V258H23ZM22 259V260H23ZM18 261V260H17ZM24 261V260H23ZM219 261H220V263H219ZM10 262V263H11ZM15 262L16 261H14V264H15ZM18 263V262H17ZM16 263V264H17ZM23 263V264H24ZM20 264H22V263H20ZM221 264H224V263H221ZM258 264H260V263H258Z\"/></svg>",
    "mask_w": 264,
    "mask_h": 264
},
{
    "label": "rangeland",
    "instance_id": "374dc122",
    "mask_svg": "<svg viewBox=\"0 0 264 264\" xmlns=\"http://www.w3.org/2000/svg\"><path fill=\"white\" fill-rule=\"evenodd\" d=\"M62 2V3H60V2ZM74 1H76L77 3L79 2V1H77V0H58L57 1V8H56V10H57V12L59 11V9L61 8V7H64L65 5V7L64 8H61V9H63V10H61L60 9V11H59V13L61 14V16H63L64 17V15L66 14V16H67V18H66V16L64 17V19H66L67 21L69 20V22H70V20H71V22L70 23H72V24H76L77 22H79L78 20H80V16L78 15V12L77 11H80L81 10V7H83L82 5H81V7H80V9H79V7L77 6L78 4H76V2H74ZM135 0H123L122 1V3H121V5H120V7L118 8V9H112V10H110V12H111V16L110 17H108V19H106V18H102L101 16V18L100 17H98L97 16V14L96 13H98V11H99V8L101 9V8H103V7H105V8H108V7H110L111 6V2H113V0H90V1H88L89 3L87 4V5H85V7H86V9L85 10H81V17L85 14V12H82V11H86V14L85 15H87V16H84V18H85V22H83V24H81V26L80 27H76V28H74L73 30H70L69 31V34H67V35H69V38L72 40L73 38V43H71L72 41H70V45L68 44L67 45V48H66V44H65V48H64V45H63V48L65 49H62V51L61 52H63V54L61 53V52H54L53 53V50H46L44 47H41V48H43V49H41L40 48V50L42 51V53L41 52H39L38 54H37V56L36 57H39V55L40 54H44L40 59H46L47 61H46V63H48L47 64V68H46V65L44 64V63H40V65H39V63L38 62H40V59L39 58H36L35 60H34V58H32V60H34V64L33 65H35L36 63V66H34V68H33V66H32V68H31V70L29 71V76L30 77H33V76H37V75H39L44 69H50V70H52V71H56V70H60V72L59 71H57V72H55L56 74H57V76H56V80L58 81V82H61L60 84L63 86V84L65 85V83H66V80L67 79H69V77H73V79L75 80V84H74V87L77 89V87L79 88V86H80V91L83 89V88H85V90L83 89V91H79L78 89L76 90V89H74L73 88V86H72V88H71V91H73V89L74 90H76L75 92H72V93H69V92H71L70 90H67V88H70L69 86L67 87V85H65L64 87H62L61 89H59L58 91L56 90V92L53 90V91H50V90H48L47 89V82H42L43 84H42V88H44V89H42L43 90V94L44 95H42L41 97H43V98H40V96H38V95H27V97L29 96V98H30V100H33L32 102H35L36 103V101L38 102H40L41 104H43V103H45V104H47V106H49V107H47V110H45L46 108H45V104H44V110L46 111V112H44V114H42L41 116H39V117H37L36 115H34V114H36L35 113V111L34 110H32V109H34V108H32L31 109V107L30 106H26V107H22V108H25V109H21L20 107L18 108H16V106H17V104L15 105V107L13 108V110L16 112V109H17V112H16V115H19V117H20V115H21V119L24 117V119H29V122H31V123H29V125L31 124H33V122H34V120H35V123L34 124H36V122L39 124L40 123V125H39V127H38V124H37V127H38V131L36 130L35 132H36V134H35V132L33 133V135L37 138L38 137V139H40L39 137H41V140H42V142H41V144L44 146L45 145V142H46V145L48 146H44L43 148H42V145H41V148L43 149V151L40 149L39 151H37L38 152V156L40 157V158H44L47 162H46V166H45V164L43 163V165H44V167H43V165H42V167L43 168H41V170L42 169H44V170H40V177H39V174H38V177H37V180H39L38 182H39V185H40V183H41V185H43L44 187L42 188V187H39L38 189H40L42 192H43V198H44V200H43V205H44V202H45V200H48L49 202H50V200L52 199V201H54L55 199V201H57L56 203L59 205V203H61V205H59L60 207H61V209L63 210L64 209V213L63 212H61L60 213V211H62L61 209H60V207H59V209H60V211L58 212V215H56L55 216V218H54V215L55 214H57V211L56 212H54L55 214H53V216H51V220H53V218H54V222H56V223H60L61 222V220H63L65 217H63V216H66V215H64V214H66V211L68 212V210L70 209L69 207L71 206L72 208H74V206L73 205H76V204H78V203H80V201L79 202H77L78 200H77V198H76V200H75V197H74V195H72V190H70V189H73V188H71V187H69V190H68V186L65 184L64 185V178H65V181L66 180H73L74 182L76 181V179L77 178H79V177H83V178H85V180H86V182H84V184L87 186V184H88V186L86 187L85 185H84V190H87L88 188H90V187H94L93 189L92 188H90V191L92 190V191H95V190H97V191H99L100 189V192L102 191V196L104 197V199H106V201L108 200V199H111L112 201H114L113 199H116L117 201L118 200H122V198H123V188L126 186V184H129L128 182H130L131 180V178L133 179L132 181H136L137 182V188H138V193H140V195H142V196H144L145 198H142V196H139V194L137 193V194H135V195H133V196H131V197H133L134 199H132L131 197H127V199H123V200H126V201H128L129 200V202H131V203H133L134 201H136L137 200V198H138V200H139V202H141V200H140V198L141 199H143L142 200V202H146L147 200H146V198H148L149 197V199H150V194H149V192H151V194H152V196H151V199L152 198H154V197H158L159 195V193H161V191L163 190V189H159L158 188V186L159 185H162L163 187H166L167 188V190H163V191H165V193H171L170 191H173L172 193H175V192H181V190H183L182 192H183V195H185L184 197H183V195H182V197L183 198H185V200L184 201H186V200H190V198H191V196H192V192H191V190L192 191H197V192H199L198 194H200L202 197H203V201L204 202H202V209H207V207L209 208V206L210 207H212V208H214L216 205H217V202L220 200V198H221V200L220 201H223L222 200V197H224L225 195V193L224 192H226V191H222L220 188H218V186H217V182H218V180L219 179H221V177H225L227 174H229V173H238V172H241L243 175H244V179H242L243 177H241V176H243L242 174L239 176V180H237V181H239L238 182V185L239 186H241V188H245V185L247 186V184H249L252 180L254 181V180H256V179H258L257 181H254L255 182V184L257 185V183H258V185H259V181H260V184L261 183H264V177H263V173H262V176H261V171L263 172V170H264V139H262V138H264V127H263V123L264 122H262L263 121V117H264V113H261V111H259L258 113L260 114H258L256 111H258V110H256L255 111V108L260 104V105H264V99L262 98V96H260L259 95V92H261V90L260 91H256V90H258L257 88H254L255 89V91H253L252 90V81L250 80V82H247V81H249V77L248 76H250V74L251 73H253V72H256V68L257 67H259L260 65H259V63H261V65H264V16H261V15H257V9H258V7H256L257 5V0H208L209 2H210V9H211V11H210V14H204V13H202V12H200L199 11V9L197 8V4H198V1H200V0H171V2H169V3H167L165 0H148V3L146 4L145 3V5L143 4H141L140 6H138V4H135V2H134ZM64 2V3H63ZM247 3V4H250L252 7H251V9H250V11H240V12H236V9H237V7H238V5L240 4V3ZM91 3V4H90ZM90 7H89V6ZM108 5V6H107ZM59 6H61V7H59ZM80 6V5H79ZM259 6V5H258ZM19 8H20V6H18ZM78 7V8H77ZM90 8V9H88L87 10V8ZM145 7V8H144ZM229 7H230V9H229ZM195 8H196V11H195ZM79 9V10H78ZM96 10H98V11H96ZM17 11H19L20 12V10L18 9ZM16 11V13H19V12H17ZM87 11H92L91 12V14H90V12L88 13ZM94 11V12H93ZM47 11V9H46V16L48 17V14H49V17L47 18L46 16H44L45 15V13L42 15L44 18H46L47 19V21H46V19H43L42 18V16H41V18H42V20H44V21H42L41 20V18H38V21L39 20H41L42 22H44V23H50L51 22V15H50V13ZM62 12V13H61ZM76 12V13H75ZM95 15H93V14ZM63 14V15H62ZM99 14V13H98ZM76 15H78V16H76ZM90 15H91V18H90ZM93 15V16H92ZM202 15H204V16H202ZM98 17V20H94V19H92V17ZM71 17V18H70ZM86 17L88 18V21H87V19H86ZM233 17H235V21H233ZM69 18V19H68ZM91 20H90V19ZM48 19H49V21H48ZM36 22V23H38L39 24V22H41V21H39V22ZM46 21V22H45ZM73 21H75L74 23H73ZM35 23V25L37 26V24ZM59 23V24H58ZM61 22H57L55 25L56 26H59V29H60V27H61V24H60ZM248 27L250 28V29H252V27H253V29L252 30H249L248 31ZM71 34V35H70ZM89 34H94L93 36H90ZM88 35H89V38L90 37H92V40H91V42L93 43V42H95V40L96 41H98V43L97 42H95V43H93V44H97L98 46H100L101 47V50H100V52L98 53V51H96V52H94L93 51V53H92V51L90 50V46H89V43L88 42H85L84 41V37L86 36V37H88ZM72 36H77L76 37V40H75V37H72ZM245 36H247V41H248V48H247V50L245 51V57H244V63H242L243 65L237 70L236 69V66H234V63H233V60H232V56H233V47H234V45L237 43V42H240V41H242L243 39H244V37ZM72 37V38H71ZM77 40H78V42H77ZM83 41V42H79V41ZM94 40V41H93ZM87 43V44H86ZM99 44H101V45H99ZM89 47V48H88ZM45 49V50H44ZM65 52H64V51ZM88 50V51H87ZM52 51V52H51ZM89 51H91V53L89 52ZM108 52V54H107V52ZM45 52H47V53H45ZM104 52H106V54H104ZM50 55H49V54ZM53 53V54H52ZM109 53H113V54H124V55H127V56H129V57H131V59H133V60H136V62H138L135 66H138L139 67V69H140V71L142 72V75L143 76H147L146 78H149V77H151V76H153V75H151L150 73H152V72H154V73H156L157 71V73H159L158 74V76H161L160 77V79L158 80V81H151V83H141V84H139L138 86H135L134 88L133 87H129V89H128V91H129V93H130V95H133V98H135V102H134V109H126V110H124V111H126L127 112V114H126V112H123V111H121V113L125 116H127V118H126V116H125V118H123L122 120H121V124H112L113 123V119L116 117V112L118 113L119 111L118 110H121L120 108L118 109V107H117V105L119 106V100H118V98L120 97V101L125 97V95L127 94V93H125V91H123V89L121 88L123 85H125L126 83H128V81H131L134 77V74L135 73H133L132 74V72L131 71H126V72H120V73H113V71H112V67L109 65V64H111V63H109V57L107 58V56L109 55ZM51 54L52 55H56V56H52V57H50L51 56ZM47 55H49V56H47ZM106 55V56H105ZM44 56H46V57H44ZM57 56H61V58H58V59H55V58H57ZM64 57V59H63V57ZM48 57H50V58H48ZM54 57V58H53ZM37 59H39V61L37 60ZM51 59V60H50ZM61 60V66H60V60ZM48 60H49V62H48ZM59 60V61H58ZM86 60V61H85ZM51 61V62H50ZM54 61V62H53ZM55 61H57V63L59 64H57ZM63 61V62H62ZM87 61H89L90 62V64H91V66L92 67H90L89 65V62L88 63H86ZM107 61H108V63H107ZM162 61V63H160ZM163 61H164V69H162L163 67H159L158 65L160 64V65H162L163 64ZM53 62V63H52ZM171 62H176L177 64H178V67H179V70L177 71H173L171 68H170V63ZM52 63V64H51ZM85 63V65L83 66V64ZM107 63V64H106ZM167 65H166V64ZM263 63V64H262ZM42 64H44V65H42ZM51 64V65H50ZM53 64H57V65H53ZM86 64H89L88 66L86 65ZM102 65H107V66H102ZM110 67H109V66ZM189 65V66H188ZM192 65L193 66H197L198 68V70H196L195 69V71H193L192 70ZM258 65V66H257ZM42 66V67H41ZM44 66V67H43ZM57 66V67H56ZM93 66H95L94 68H93ZM102 66V67H101ZM186 67V69H185V71H184V68ZM41 67V68H40ZM49 67V68H48ZM52 67V68H51ZM54 67H56V68H54ZM63 70H61L60 68ZM85 67L87 68H89L90 67V70H88V68L87 69H85ZM97 67V68H96ZM98 67H99V69H98ZM110 68V71H111V73H110V71H109V68ZM166 67H168V68H166ZM189 67V68H188ZM37 68V69H36ZM160 68V69H159ZM187 68L189 69V70H187ZM36 69V70H35ZM38 69H39V71H38ZM54 69V70H53ZM84 69L85 70H87L86 72H87V74L89 75L88 76V79H89V81H90V83L91 84H88V80L86 81V80H82V78L85 76V75H87L86 74V72L84 71ZM91 69H95V70H97V71H95L94 70V72H96V73H92L93 71H91ZM168 69V70H167ZM194 69V68H193ZM83 70V71H82ZM239 70H240V72H239ZM242 70V71H241ZM38 71V72H37ZM65 71V72H64ZM91 71V72H90ZM167 71H170V72H168L170 75H168V74H166L167 73ZM188 71V72H187ZM191 71V72H190ZM198 71L200 72V71H202L201 73H198ZM238 71V72H237ZM40 72V73H39ZM77 72H81V74H79V73H77ZM84 72H85V74H84ZM89 72L90 73H92L91 75L89 74ZM190 72V73H189ZM194 74H193V73ZM37 73H39V74H36ZM66 73V74H65ZM74 73H75V75H76V77H75V75H74ZM82 73H83V75H82ZM154 73H152V74H154ZM172 73H174L173 75H172ZM185 73H188V75L187 74H185ZM192 73V74H191ZM197 73V75H195ZM33 74V75H32ZM58 74L60 75L61 74V76H58ZM68 74V75H67ZM72 74V75H71ZM96 75V77H98V75H99V77L96 79V80H98V81H93V80H91V79H95V78H89V77H93V75ZM150 74V75H149ZM163 74H165V75H163ZM185 74V75H184ZM201 74V75H200ZM249 74V75H248ZM64 75H67L68 77L66 78V76H64ZM70 75V76H69ZM80 75V77H78ZM82 75V76H81ZM172 75V76H171ZM190 75H192V77H193V79H192V77L190 76ZM194 75H195V77H194ZM240 75V76H239ZM169 76V78H167V77ZM183 76V77H182ZM189 76H190V78H189ZM242 76V77H241ZM61 77H64L63 79L61 78ZM165 77V78H164ZM77 79V81H76V79ZM80 79V81H79V83L81 84H79L78 83V80ZM87 78V77H86ZM167 78V79H166ZM187 80L186 82H187V85H185L186 84V82H185V80ZM195 78V79H194ZM247 78H248V80H247ZM72 79V78H71ZM84 79V78H83ZM166 80V84L164 83V81L163 80ZM170 79V80H169ZM245 79V80H244ZM82 80V81H81ZM161 80V84H160V81ZM179 80V81H178ZM188 80H192V82L191 81H188ZM84 81V82H83ZM205 81V82H204ZM209 81V82H208ZM243 81H245L246 83H244ZM16 82H17V80H16ZM78 84H77V83ZM82 82V83H81ZM86 82V83H85ZM92 82L94 83V84H92ZM152 82H153V84H152ZM158 82V83H157ZM180 84V86L182 87V90L180 89V86H179V84ZM182 82H185V83H183V84H181ZM191 82V86H190V84L188 85V83H190ZM208 82V83H207ZM20 83V82H19ZM164 83V84H163ZM194 83V84H193ZM203 83H206V84H204L203 85ZM209 83H211V84H209ZM250 83V84H249ZM175 84V85H174ZM245 84V85H244ZM252 84V85H251ZM46 85V87H44ZM76 85H78V86H76ZM85 87H84V86ZM89 85V86H88ZM183 85H185V87L183 86ZM196 85V86H195ZM203 85V87H205V85H208L207 87H210L209 88V90H207L206 91V93L204 94V95H202L203 93H200V90L203 88V87H200V86H202ZM210 85V86H209ZM83 86V87H82ZM173 86V87H172ZM179 86V87H178ZM187 86H189V87H187ZM246 86V87H245ZM66 87V88H65ZM82 87V88H81ZM172 87V88H171ZM183 87H184V89H183ZM186 87H187V89H186ZM194 89H193V88ZM201 89H200V88ZM245 87V88H244ZM46 88V89H45ZM89 88H91L90 90H89ZM177 88H179V89H177ZM192 88V89H191ZM198 88H199V90H198ZM206 88V87H205ZM249 88V89H248ZM64 89V90H63ZM93 89V90H92ZM96 89V90H95ZM190 89V90H189ZM244 89H245V91H244ZM248 89V90H247ZM30 90H31V88H30ZM35 89H32L31 90V92H33ZM44 90H45V93H44ZM48 90V91H47ZM87 90V91H86ZM88 90L90 91V92H88ZM178 90H181V91H178ZM184 90V91H183ZM203 90V89H202ZM238 90V91H237ZM241 90H243V91H241ZM252 90V91H251ZM62 91H64L63 93H61ZM68 91V93H65V92H67ZM78 91H79V93H78ZM92 91H94L93 92V94H92ZM127 91V92H128ZM162 92L163 93V95L162 96H160L161 94H160V92ZM236 91V92H235ZM240 91V95H242L243 94V96H242V100L240 99L239 101H238V103H240V104H242V106L241 107H243L244 106V108H242V110H240L239 111V109H241V107H240V104H239V106H238V116H240V114L239 113H241V116H242V114L244 115H247L248 117H245V115H244V117H245V119H243V121L242 120H240V118H238L237 117V115L235 114V113H231L232 111L230 110L229 111V109L230 108H228V107H230L229 105V103L228 102H230L231 101V105L232 104H234V102L233 101H235L234 99H233V97H230V95L232 94V93H238ZM29 93H30V91H28ZM52 92V94H50ZM56 93V95H55V93ZM78 94H77V93ZM87 93V94H85L84 95V93ZM159 92V93H158ZM202 92V91H201ZM248 92V93H247ZM251 94H250V93ZM46 93H49V95L48 94H46ZM54 93V94H53ZM59 93V94H58ZM73 93H76L77 94V97L79 98V97H81V99L79 98V102H78V98H76V94L74 95ZM89 93H91V94H89ZM125 93V94H124ZM201 95H200V94ZM6 94V96H7V94H9L10 95V93H9V91H8V93L6 92L5 93ZM33 94V93H32ZM45 94L47 95V96H45ZM68 95V96H65V95ZM73 94V95H72ZM82 94V96H80ZM89 94V95H88ZM158 94H160L159 96L160 97H158ZM227 94V95H226ZM261 94V93H260ZM8 95V96H9ZM60 95H62V97L59 96ZM91 95H92V97H91ZM104 95H105V99H104ZM166 95V96H165ZM215 95L217 96V97H219V98H217V97H215ZM220 95V96H219ZM224 95H225V97H224ZM31 96V97H30ZM45 96V97H44ZM54 96H55V98L56 99H58V100H56V99H54ZM56 96H58V97H56ZM69 96H72L71 98L69 97ZM88 98V100L85 98ZM223 96V97H222ZM228 96V97H227ZM244 96H245V98H244ZM260 96V97H259ZM33 97V99H31ZM39 98V99H37V98ZM50 97V99H51V103H50V99H48ZM122 97V98H121ZM161 97H164L163 99H164V101H165V98H166V100H167V102H168V104H167V102L165 101V105H164V107H165V109H170V108H174L173 110L172 109H170L169 110V112L170 111H172L171 112V114L173 113V115L175 114V112L176 113H178V115L176 114V115H174V117H176V120H175V122H177V124L174 122V124H172L173 125V127H171L172 125H170V124H166V123H162V122H158L159 120H158V118H157V115H159V114H161L162 112H161V109H164V107L163 108H160L159 109V107H156L157 109H159L158 111H156V108H155V110H154V108H153V106H152V110H150L151 109V107H150V104L152 103V102H154V101H157L158 100V102L159 101H163V99L161 98ZM220 97H222L223 98V100H222V98H220ZM227 97V98H226ZM260 99H259V98ZM45 98V99H44ZM69 98V99H68ZM76 98V99H75ZM83 98H84V100H83ZM160 98L162 99V100H160ZM217 98V99H216ZM224 98H225V100H226V102H224L225 100H224ZM229 98H232L233 99V101L232 100H230ZM255 98L257 99H259V100H263V101H261V102H257L256 100H255ZM42 99V100H41ZM53 99H54V101H53ZM71 99V100H70ZM85 99H86V101H85ZM212 99H215V100H213L212 101ZM222 100V101H220V100ZM230 100V101H228L227 102V100ZM36 100V101H35ZM43 100H46V101H43ZM57 102H56V101ZM70 100V101H69ZM75 100V102H73V101ZM77 100V101H76ZM106 100L108 101L107 103H106ZM114 100H115V103H114ZM209 100V101H208ZM210 100H211V102H210ZM216 100H218V101H220L221 102V106H220V104L218 105V107L220 106V108H221V110L225 107V106H227V104H228V106L227 107H225L224 109L226 110V108H227V110L229 111L228 113L230 114H226L225 113V110H222V111H224V113L221 111V110H218L219 112H216V115L219 117V115L221 114V115H223V117L222 116H220V118L219 119H217L218 117L215 115L214 117H213V119H214V121H216V122H218V120H219V122H220V124H221V118H223L222 119V124H226V122L227 121H229V123L230 122H234V123H236V122H238L237 123V125L239 124V121H240V123H242L243 122V124L241 125H238V126H242V129L241 128H239L238 126H237V128L239 129V131H238V133L240 134V131H242V132H245L244 133V136L246 135L247 137H249V135H250V141H248L249 140V138H247L248 140H245V144L243 145L242 143V145L244 146V147H242V145L240 144V146L242 147H240V146H237V144L236 145H234V146H232L233 144L231 143V144H227V146H225V144H224V146L222 145V144H220V143H222V142H218L217 143V145H215L214 144V146H218L217 148H216V151H215V148H214V146H212V145H209L210 147H208V145H207V147L205 146L206 144H204V138H206V136L207 135H210L211 133V129H208V128H205L206 129V131L207 132H209V133H207L206 131H205V129L204 128H201L200 126L202 125V123H204V117L205 116H207L206 115V108L205 107H207V104H215L217 101ZM255 100V101H254ZM258 100V101H259ZM53 101V102H52ZM82 101V102H81ZM110 101V102H109ZM163 101V102H164ZM207 101H208V103H207ZM49 104H48V103ZM55 102V103H54ZM73 104H72V103ZM81 103V105L82 106H80V105H77V106H79V111H81L80 112V114H77V113H79V111H78V107L77 106H75L76 104H78V103ZM84 102H85V104H84ZM99 102V103H98ZM118 102V103H117ZM223 102V103H222ZM233 102V103H232ZM66 103H67V105H66ZM70 103H71V106H70ZM97 103V105H94V104H96ZM102 103V104H101ZM112 103V104H111ZM117 103V104H116ZM205 103H207V104H205ZM226 103V104H225ZM252 103H254V104H258L257 106L256 105H254V104H252ZM54 104V105H53ZM93 104V105H92ZM101 104V105H100ZM109 105V107H111L110 108V110H109V107H104V106H107V105ZM116 106H115V105ZM167 104V105H166ZM224 106H223V105ZM235 104H236V101H235ZM53 105V106H52ZM58 105V106H57ZM62 105H63V107H62ZM73 105V106H72ZM91 105V106H90ZM103 105V106H102ZM113 105V106H112ZM206 105V106H205ZM238 105V104H237ZM249 105V106H248ZM251 105H254V106H251ZM55 106H56V111H55ZM68 106H70V107H68ZM75 106V107H74ZM92 108V109H94L96 106L97 107H99L100 108V111H102V113L100 112V116L102 117L103 115H101V114H103L104 112V119L106 118L107 119V115H109L108 116V119H107V122H108V120L111 122L110 123V125L112 126V127H110V125H108L109 127H110V129H109V127L107 126L106 128L105 127H103L102 125V128H96V129H94L95 128V126H93V125H97V121L99 122V115L98 116H96V117H88V115H89V113H88V111L90 112L92 109L90 108V107ZM169 106V107H168ZM256 106V107H255ZM28 107V108H27ZM30 107V108H29ZM58 107H59V109H58ZM85 107H87L88 109V111L85 113V111H84V109H86ZM94 107V108H93ZM102 107H104V108H102ZM168 107V108H167ZM177 107V108H176ZM179 107V108H178ZM246 107V108H245ZM251 107H255V108H251ZM27 108V109H26ZM101 108H102V110H101ZM106 108V109H105ZM108 108V109H107ZM114 108V109H113ZM183 108V109H182ZM208 108V107H207ZM251 108V109H250ZM21 109V110H20ZM49 109H51V110H49ZM54 109V110H53ZM61 109V110H60ZM81 109H83V111L81 110ZM103 109H104V112H103ZM111 109H113V112L114 113H112V110ZM117 109V110H116ZM137 109H140V111L139 112H143V114L144 113H146V111L148 112V113H146V115H144V117H146V119L144 118V117H141V118H143V119H141L140 118V116L137 114V112H135V110H137ZM151 111H149V110ZM176 109V110H175ZM202 109V110H201ZM203 109H205L204 111H203ZM248 109H249V111H248ZM253 109V111H255V112H251V110ZM19 110V111H18ZM25 110V111H24ZM32 110V111H31ZM52 110H53V112H52ZM67 110V111H66ZM74 110V111H73ZM75 110H76V113H75ZM105 110H108V112H106ZM114 110H116V111H114ZM145 110V111H144ZM168 110H166V111H168ZM199 110H201V113L199 114ZM244 110H247L246 111V113H244L245 111ZM51 112V113H47V112ZM69 111V112H68ZM72 111H73V113H72ZM78 111V112H77ZM109 111H111L110 113H109ZM154 111L156 112V113H154ZM163 111V110H162ZM19 112V113H18ZM23 112V113H22ZM24 112H28L27 114L29 115H27L26 113H24ZM33 112V113H32ZM55 112V113H54ZM58 112V113H57ZM63 112H64V114H63ZM82 112H83V115L85 116V118H83V119H81V121L80 120H78V118H79V116L81 117V116H83L82 115ZM132 112V113H131ZM164 112V111H163ZM180 112V113H179ZM189 112H191V113H189ZM197 112H198V114H199V117H200V119H198L199 117H198V115H197V117H196V114H197ZM203 112H204V115H202L203 114ZM243 112V113H242ZM251 112V113H250ZM262 112H264V111H262ZM47 113V115H45ZM66 113H67V115H66ZM71 115H70V114ZM85 113V114H84ZM108 113V114H107ZM130 113V114H129ZM136 113V114H135ZM218 113H219V115H218ZM223 113V114H222ZM248 113H250V115L252 116V117H249V115H248ZM23 114H24V116H23ZM25 114H26V116H28V117H26L25 116ZM48 114H49V116H48ZM74 114H75V116L76 117H74ZM111 114V115H110ZM115 114V115H114ZM137 116V118H136V116ZM155 114V115H154ZM157 114V115H156ZM191 114V115H190ZM193 114V115H192ZM208 114V113H207ZM235 114V115H234ZM253 114H254V116H253ZM35 116L34 118L32 117L31 118V116ZM46 116V118H48V120H46V118H45V116ZM66 115V116H65ZM70 115V116H69ZM73 115V119L71 118V116ZM78 115V116H77ZM113 115V116H112ZM131 115V116H130ZM133 115L135 116V117H133ZM149 115H150V117L152 118V116L153 117H155V118H153L154 120H152L151 118H149ZM204 116L203 118H202V116ZM228 115H229V117H228ZM231 115H232V117H231ZM233 115H234V117H233ZM256 115H259L260 116V119H259V116H256ZM262 115V116H261ZM48 116V117H47ZM54 116V117H53ZM83 116V117H84ZM181 116V118H179ZM182 116L184 117V118H182ZM187 116H189V117H187ZM194 116V117H193ZM26 117V118H25ZM41 117L43 118V119H41ZM51 117L53 118L52 120H50L51 119ZM67 117H69L71 120H67L68 118ZM110 117V118H109ZM131 117V118H130ZM134 119H133V118ZM148 117V118H147ZM215 117H217V118H215ZM225 117H226V119H225ZM233 118V119H231V118ZM237 117V118H236ZM256 117V118H255ZM64 120V122H63V120ZM96 118H98V119H96ZM179 118V120L177 121V119ZM187 118V119H186ZM229 118V119H228ZM248 118V119H247ZM249 118H251L250 120H249ZM254 118L255 119H258V120H254ZM34 119V120H33ZM36 119H38V120H36ZM45 119V120H44ZM89 119H91V120H89ZM135 119H139L140 121L139 122H141L142 123V120H147V119H150V120H147V122L148 121H150V122H154V123H156V125H157V129H158V131H162V130H164L163 131V133L161 132H158V134L155 136V137H157L156 139H155V141L157 142V144L156 143H154V141H153V145L154 146H152V148H154V149H159L160 148V145L161 146H163V148H160L161 150H159V152L161 153H163V150L165 149L166 151H170V149H172L171 151L173 152V156H172V154H169V153H172L171 151L168 153L169 155H170V157H169V155L167 156V157H165L166 155H167V153H165L164 154V156L163 157H165V160H167V159H171V160H174L175 161V159L176 160H179L180 159V157L182 156V158H181V161H183V160H185L186 158V161H183V163L185 164H187V165H190L192 162H193V160L194 159H197V162H196V160L192 163V165H194V163H196L195 164V166H198V167H202L203 166V163H204V165L205 166H203V167H205L206 169H204L203 167L201 168H198V171L199 172H197L198 173V175L200 176V174H202L203 175V177H202V175L199 177V179H205L204 180V182H206L207 183V185L206 184H204L203 183V180L200 182L201 184L199 185V188H198V184L196 183V179L198 178V175H197V178H196V172L194 173L192 170L191 171H187V172H184L183 173V175H181V177L179 176H172V177H170V179L171 180H173L174 179V183H172V181L169 179V177H168V175H166V174H162L163 172L160 170V168L158 169V164H155L156 163V160L157 161H161V160H163L164 158H162V155H160V157H158V158H153L152 159V157L151 158H147L148 160H150V161H148L146 158L144 159V160H142L141 162H143V161H145V163L147 162V164H145L144 162L142 163V165L143 166H147V167H149V166H151V164H155L154 165V167L155 166H157V169L158 170H160L159 172L160 173H158L157 172V179H148V176L146 175V174H144L143 175V172L142 171H140L139 170V168H138V164H136L137 162H135L136 160H134L133 158L134 157H137L140 153H142V151L144 150V148L146 147L145 145H149V139H148V137H147V134H146V132L148 133V131L150 130L148 127L146 128V126H144V125H146V122H145V124H141V123H139L138 122V120L136 121ZM185 119H186V121H185ZM194 119V121L196 120V119H198L197 121H198V123L199 124H201V125H199L198 123H197V121H195V122H193L192 120ZM216 119V120H215ZM224 119L226 120V121H224ZM235 119V121H232V120H234ZM236 119H237V121H236ZM239 119V120H238ZM253 119V120H252ZM42 120V121H41ZM53 120H55V122H52ZM62 120V122H60ZM82 120H83V122H82ZM88 120V121H87ZM93 120V121H92ZM156 120H158V121H156ZM188 120H190V121H188ZM203 120V121H202ZM248 120V122L250 121V124H248V123H245L246 121ZM41 121V122H40ZM45 121H48V122H45ZM56 121H58V123L56 122ZM67 121L69 122V123H67ZM77 121V122H76ZM79 121V122H78ZM96 121V122H95ZM251 121H253L254 122V124H256L255 126H253L254 124L251 122ZM259 121L261 122V124L259 123ZM51 122V124H49ZM59 122H60V124H59ZM71 122L72 123H74L75 125H76V127L78 126L77 124H79L80 122L82 123H80L79 124V126L80 125H82V126H80V127H82V129L84 130H81V128L79 129L80 131H81V133H83V135L80 133V132H78V133H80L81 134V136L80 135H76L75 133H73V132H71L72 130H71V127L72 126H69L68 124H70L71 125ZM77 124H76V123ZM91 122H93V124H91ZM135 124H134V123ZM179 122V123H178ZM182 122H183V124H182ZM186 122H190L191 124H192V126L194 125V127L192 128V129H194V131L192 132L191 130L192 129H189L188 128V132H190V133H188V132H185L186 130H187V128L184 126V124L186 123ZM256 122V123H255ZM44 123V124H43ZM46 123H48L49 125L47 126V127H44L43 125H47ZM63 123V124H62ZM64 123L66 124V125H64ZM138 123V124H137ZM160 123H162V125H163V128H162V125L161 126H158V124L160 125ZM195 123V124H194ZM196 123H197V125H196ZM229 123H227V126H229L228 124ZM258 123V124H257ZM52 124H54L55 126H56V128L54 127V125H52ZM57 124V125H56ZM59 124V125H58ZM91 124V126H89ZM109 124V123H108ZM134 124V125H133ZM137 124V125H136ZM219 124V123H218ZM245 124V125H244ZM248 124V125H247ZM253 124V125H252ZM30 125V126H31ZM63 125V126H62ZM142 125V126H141ZM181 126V127H179L180 128V130H178L177 131V127L178 126ZM204 125V124H203ZM252 125V126H251ZM260 125H262V128H261V126ZM41 126H43L42 128H43V130H42V128H40ZM57 126H60V127H57ZM79 126H78V128H79ZM135 126V127H134ZM139 126V127H138ZM168 126H169V128H168ZM175 126H176V129H175ZM182 126L183 127H185V129L184 128H182ZM195 126L197 127L196 129H197V132H198V130H201L200 132H198V133H200V134H196V133H194V132H196V129H195ZM226 126V127H227ZM244 126V127H243ZM245 126H246V128H245ZM251 126V127H250ZM49 127H51V128H49ZM61 127H62V130H60L61 129ZM83 127H87V128H83ZM94 127V128H93ZM140 127H141V132L140 131H138V130H140ZM164 127H165V129H167L169 132H167L165 129H164ZM200 129H199V128ZM254 127H256V128H254ZM47 128V129H46ZM50 130H49V129ZM59 128V129H58ZM89 128V129H88ZM112 128V129H111ZM139 128V129H138ZM147 129V130H145V129ZM162 128V129H161ZM173 128L176 130V134H178L179 136H177L176 134H174V133H172V130H173ZM178 128V129H179ZM181 128H182V130H181ZM223 128H225V125H223ZM248 128V129H247ZM250 128V129H249ZM260 128V129H259ZM27 127H25V131H27ZM40 129L42 130L41 132H39L40 131ZM53 129H55V131H53ZM99 129V130H98ZM105 129H106V131H105ZM110 130V133H109V131H107V130ZM138 129V130H137ZM221 129V130H220ZM219 130H217L218 131V133L219 134H221V132L220 131H222V130H225V129H222V128H220ZM243 129H245L244 131H243ZM258 129V131H260V132H258V134L260 135V133H263L262 135H263V137L260 135H258V134H256L257 133V130ZM262 129V130H261ZM45 130V131H44ZM49 130V133L47 132ZM65 130V131H64ZM66 130L68 131L67 133H66ZM71 130V131H70ZM88 132H87V131ZM91 130V131H90ZM137 130V132H134V131H136ZM146 132H145V131ZM185 130V131H184ZM249 130V131H248ZM30 131H31V129H30ZM53 131V132H52ZM59 131V132H58ZM62 131V132H61ZM69 131H70V133H71V135H70V133H69ZM174 131V130H173ZM254 131V132H253ZM261 131H263V132H261ZM23 132H24V128H23ZM43 132V133H42ZM50 132H52V133H50ZM63 132H65V133H63ZM90 132V133H89ZM92 132V133H91ZM98 132H100V133H103V134H99ZM133 132H134V135H133ZM143 132H145V133H143ZM184 132V133H183ZM212 134H214V135H219L216 131H213L212 130ZM216 132V133H215ZM241 132V133H242ZM247 132H251V133H253V138H254V136H257L258 135V138L257 137H255V139H253V138H251L252 136V134H249V133H247ZM40 133V134H39ZM41 133H42V135L45 133V135H41ZM48 133V134H47ZM58 133L59 134H63L64 135V137H63V135H62V138H61V136H59L58 135ZM72 133H73V136H72ZM86 133H88V134H86ZM93 133H94V135H93ZM106 133H108V134H106ZM146 134V136L144 135L143 136V134ZM164 133H166L167 135H164ZM170 133H171V135H170ZM180 133V134H179ZM186 133H188L187 135H186ZM205 133H206V136H205ZM53 134H54V136H55V138H54V136H53ZM56 134V135H55ZM70 136H72V137H70L69 138V135ZM85 134V135H84ZM97 135V137H96V135ZM139 134H140V136H139ZM159 134H161L160 135V137H159V139H158V135ZM172 134H173V136H172ZM182 134V136H181V138H180V135ZM195 134V135H194ZM39 135V136H38ZM41 135V136H40ZM75 135V136H74ZM99 135H101V138H100V141H97V140H99V139H97L98 137H100ZM132 135V136H131ZM138 136V138H137V136ZM164 135V136H163ZM177 137H176V136ZM191 135V137H192V135H194L193 137H194V139H193V137L191 138L192 139V142L191 141H189L190 140V137H188V136H190ZM198 135V136H197ZM205 136L204 138H202V140H201V138H200V136ZM56 136H57V139H56ZM58 136H59V138H58ZM67 136V137H66ZM77 136V137H76ZM168 136V137H167ZM172 136V137H171ZM186 136H187V138H186ZM76 137V138H75ZM92 137V138H91ZM94 137H96V139L94 138ZM163 137H166V138H164V140H162L163 139ZM169 137H171V138H169ZM175 137V140L173 139ZM197 137H199V139L200 140H198V138ZM261 137V138H260ZM45 138L46 139H50L51 138V140H52V142H51V140H49V141H46L45 140ZM67 138V139H66ZM72 138V139H71ZM73 138H75V140H73ZM78 138H79V141L80 142H78ZM84 138V139H83ZM89 138V139H88ZM94 138V139H93ZM137 138V139H136ZM195 138H197V140L195 139ZM259 138H260V140H259ZM44 139V140H43ZM62 139H66L67 140V143H65L66 142V140L64 141L63 140V143H64V145L61 143L62 142ZM77 139V140H76ZM82 139H83V141H82ZM88 139V140H87ZM134 139H136V140H134ZM148 139V143L146 142V140ZM167 139V140H166ZM171 139H173L174 141H172ZM177 139V140H176ZM179 139V140H178ZM251 139H253V140H251ZM57 140V141H56ZM72 140V141H71ZM91 140V141H90ZM93 140V141H92ZM108 140V141H107ZM111 142H110V141ZM140 140V141H139ZM144 140V142H142V144H141V141H143ZM158 140V141H157ZM162 141V143L161 142H159V141ZM168 140H169V142H168ZM254 140H256V141H254ZM260 141V143L258 142V141ZM56 141V142H55ZM75 141V144L73 143ZM88 141V143H86V142ZM97 142V146H98V148H97V146L95 147V145H96V142ZM164 141H166V142H164ZM170 141H171V146H170ZM194 141H196V143L194 142ZM203 142V144H202V142ZM248 141V142H247ZM69 142L71 143V144H69ZM81 142H83V143H81ZM99 142V143H98ZM107 142V143H106ZM151 142V141H150ZM188 142H190V143H188ZM253 142H255L256 143V146L257 147H255V146H253ZM50 143H52L53 144V146L55 145L56 147H51V145L52 144H50ZM80 143L82 144V145H80ZM91 143V144H90ZM93 143H95L94 145H93ZM163 143L165 144H168V146L166 145V148H165V145H163ZM175 145H174V144ZM193 143V145L191 146V144ZM250 143V144H249ZM255 143H254V145H255ZM49 144V145H48ZM67 144V145H66ZM77 144H79L78 145V147H77ZM107 144V145H106ZM139 144H141V145H139ZM181 145V147H180V145ZM190 144V146L192 147V148H187V147H190V146H188V145ZM195 144H197V145H195ZM198 144H200L199 145V147L201 146V145H203L202 147L203 148H201V150L199 151H197V149H199V147H198ZM257 144H259V145H257ZM68 145H71L70 147H72L71 148V150L72 149H77V151H74V150H72V152H71V150H69V146ZM84 145V146H83ZM109 145H113L112 147L110 146L109 147ZM152 145V143H150V145L149 146H151ZM173 145V146H172ZM177 145V146H176ZM186 145H187V147H186ZM197 146L196 148H195V146ZM231 146V147H229V146ZM261 145L263 146V147H261ZM86 146V147H85ZM89 146H91V148H89ZM93 146V147H92ZM108 146V147H107ZM135 146H141V147H135ZM143 146V147H142ZM158 146V147H157ZM185 146V147H184ZM219 146L221 147L220 149H219ZM247 146H249V147H247ZM68 147V148H67ZM80 147V148H79ZM83 147V148H82ZM134 147V148H133ZM170 148L169 150H167L168 148ZM172 147V148H171ZM177 147H179L178 149H177ZM211 147H213V150H211ZM227 147V148H226ZM234 147V149H232ZM235 147H238V148H236V150H235ZM239 147H240V151L242 152V150H243V152H242V156H244V155H247L248 153V155L245 157H243V160H245V161H243L242 160V156H241V152L239 153V152H237L238 150H239ZM247 147V148H246ZM251 147H253V149L251 148ZM261 147V149H258L257 150V148H260ZM46 148H48V149H46ZM55 148H57L58 150H55V152L53 151V149H55ZM59 148H61V149H64V151L65 150H68V151H65V154H64V151H62L61 149H59ZM67 148V149H66ZM93 148V149H92ZM111 148V149H110ZM123 148V149H122ZM124 148H126L125 150H124ZM133 148V149H132ZM140 148V149H139ZM205 148H207V149H205ZM210 148V149H209ZM225 149V151H224V149ZM231 148V149H230ZM79 149V150H78ZM88 149V150H87ZM95 150V151H91V152H89L90 150ZM97 149V150H96ZM122 149V150H121ZM136 149H137V153H138V151L140 152V153H136ZM143 149V150H142ZM163 149V150H162ZM180 149V150H179ZM181 149H183L182 151H181ZM184 149H186L185 151H184ZM188 149H189V151H188ZM190 149H191V151H190ZM194 149H196V151L194 150ZM205 149V150H204ZM226 149L229 151H232V152H230V153H228V151L226 152ZM238 149V150H237ZM242 149V150H241ZM248 152H244L245 150ZM248 149V150H247ZM251 149V150H250ZM45 150V151H44ZM61 150V151H60ZM80 150H82V153L84 154H82L81 152H80ZM124 150V151H123ZM128 150V151H127ZM135 152H134V151ZM141 150V151H140ZM164 150V152H166ZM179 150V151H178ZM194 150V151H193ZM204 150V151H203ZM210 152H209V151ZM217 150H219V152H218V154H217ZM234 150H235V153H236V156L234 155V157H233V154H235L234 153ZM257 150V151H256ZM260 150V151H259ZM50 151V152H49ZM88 151V152H87ZM122 151V152H121ZM125 151H127V152H125ZM216 152V153H214V152ZM221 151V152H220ZM222 151L224 152V153H226L225 154V157L227 158V160L225 159V157L223 156L224 155V153H222ZM253 152V155H251L252 154V152ZM261 151H263V152H261ZM45 152L47 153L46 154V156L47 157H45V155H43V154H45ZM57 152H61L60 153V155L62 154V156H58L57 158H59L60 159V161H62V162H64L62 165L60 164V163H58L59 162V160L57 159L56 160V155H58V153ZM69 152V154H67ZM80 152V154H78ZM94 152V153H93ZM121 152V153H120ZM177 152V153H176ZM178 152H180V154L183 152V154H184V152H186L184 155L183 154H181V156H179V153ZM189 152H194V153H198V154H193V153H189ZM200 152H202V153H200ZM207 152H208V154H207ZM255 152V153H254ZM258 152V153H257ZM48 153H50V154H48ZM52 153H54V155H52ZM57 153V154H56ZM120 153V154H119ZM129 153H131L130 155H129ZM135 153V154H134ZM174 153H175V156L176 157H174ZM187 153H189V157L190 158H188V156H187ZM207 154V155H204V154ZM209 153H210V155H211V153H213L214 154V156L213 157H211L210 155H209ZM219 153H220V155H219ZM221 153H222V160H221V157H219V156H221ZM232 153V154H231ZM238 153V154H237ZM245 153H247V154H245ZM251 153V154H250ZM256 153H257V156H256ZM261 153H263V154H261ZM40 154H42L41 156H40ZM64 154V155H63ZM70 154L72 155V154H74L75 156H76V158L77 157H79V161L77 160V159H75V156L74 155H72V156H70ZM88 154V155H87ZM92 154V155H91ZM119 154V155H118ZM122 154H124V155H122ZM126 154H128L127 155V157H128V159H126L125 158V156H126ZM133 154V155H132ZM202 156V154H203V156H202V158H203V160H202V158L200 157V155ZM229 154H231V155H229ZM258 154H260V155H258ZM49 155V156H48ZM67 155H69V156H67ZM82 157L81 159H83V160H86V161H84V164H83V160L81 161L80 160V156ZM84 157H83V156ZM86 155H87V157H86ZM94 155H95V157H94ZM118 155V157H116ZM122 155V156H121ZM132 155V156H131ZM196 156L195 158H194V156ZM197 155H199V158H198V156ZM215 155H218V156H215ZM228 155V156H227ZM238 155H239V159H238ZM263 156V158L262 157H260V156ZM66 158V161H65V158ZM67 156V157H66ZM120 156H121V158H120ZM130 156V157H129ZM183 156H185V157H183ZM250 156V157H249ZM252 156V157H251ZM253 156L255 157V158H253ZM51 157V159H49ZM62 157H63V159H64V161H63V159H62ZM69 157V158H68ZM74 159H73V158ZM116 157V158H115ZM122 157H124V158H122ZM171 157H174L175 159H173V158H171ZM204 157H207L206 158V161H205V159H204ZM215 157H217V159L215 158ZM249 157V158H248ZM258 157V158H257ZM85 158H87V159H85ZM91 158H92V160H91ZM118 158V159H117ZM129 158H130V160H129ZM159 158H162V159H160L159 160ZM177 158H179V159H177ZM193 160H192V159ZM214 158V159H213ZM218 158H219V160H221V161H223V162H221V161H218V163L215 161V160H218ZM223 158H224V160H223ZM241 158V159H240ZM260 158V159H259ZM262 158V159H261ZM52 159H54L53 160V164L51 163L52 162ZM70 159V160H69ZM96 160V163L94 162L95 160ZM132 159V160H131ZM183 159V160H182ZM191 160V162H190V160ZM200 161H199V160ZM210 159H211V162H212V159H213V162L214 163H210ZM228 159H230V160H228ZM253 159H255V160H253ZM257 159V160H256ZM68 160V161H67ZM77 160V161H76ZM90 161V164H89V161ZM117 162V161H123L122 162V167L124 168V170H123V168L121 167V170H123V173H124V175L126 174V176H124V178L126 177H128V179H127V181L124 179V178H118L117 179V181L115 180L116 179V177L115 176H113L111 173L112 172H109L110 173V175H109V173L108 172H104V173H106L105 175H104V173H103V171L102 170H104L105 171V168L104 167H108L109 168V165H113V162L115 163V161ZM128 160V161H127ZM151 160L152 161H154L153 163L151 162ZM189 160V161H188ZM236 160V161H235ZM240 160H242V162L240 161ZM248 160V161H247ZM260 160H262L261 162H258V161H260ZM49 161V162H48ZM70 161V162H69ZM111 161H112V163H111ZM125 161V162H124ZM188 161V162H187ZM199 161V162H198ZM209 163H208V162ZM57 162V163H56ZM61 162V163H62ZM66 162H68V164H66L65 166V168H66V170L67 171H65V168H64V164L66 163ZM74 163V165H72L71 163ZM80 162H81V166H80V168H82V169H79V166L78 165H80ZM88 162V163H87ZM97 162H102L101 163V165H100V163H97ZM104 162V163H103ZM128 164H127V163ZM135 162V163H134ZM189 162H190V164H189ZM200 162H203V163H200ZM221 162V163H220ZM238 162H239V165H241L242 167H243V165H244V167L246 168V165L250 162L251 164H253V162H254V164H256L255 162H258V164L259 163H261V164H259V167H257L258 165L256 164V166H251V164L249 163L248 165H247V170L245 169V168H240V166L238 165ZM51 163V166L49 165ZM54 163L56 164V165H54ZM77 163H79V164H77ZM85 163H87L88 164V166H87V164H85ZM92 163V164H91ZM124 163H125V165H124ZM133 163V164H132ZM158 163V162H157ZM215 163H216V165L217 166H215ZM241 163V164H240ZM242 163H243V165H242ZM263 163V164H262ZM48 164V165H47ZM70 164V166L72 167H68V165ZM94 164V166L96 167H94V166H92L91 167V165H93ZM98 166H97V165ZM134 164H136V165H134ZM145 164V165H144ZM185 164V165H186ZM197 164H200V165H197ZM214 166H212V165ZM58 165V167H56ZM86 166V168H83L84 166ZM90 165V166H89ZM209 165V166H208ZM239 167H238V166ZM260 165H262V166H260ZM49 166V167H48ZM75 168H74V167ZM101 166V167H100ZM132 166V167H131ZM135 166V169L133 168ZM153 166V165H152ZM207 166H208V168L210 169V168H212V169H215L216 171H214V170H212V172H211V169L209 170L208 168H207ZM235 166V167H234ZM60 167H62V168H64L63 170H62V172H61V169L62 168H60ZM104 168V169H100V168ZM130 169H129V168ZM217 167H218V169H217ZM220 167H222V168H220ZM224 167V168H223ZM237 167V169H236V171L234 170L235 168ZM254 168V170L253 169H250V168ZM256 167L259 169V168H263V170L261 169V171H260V169H259V171H258V169H256ZM45 168H48L47 170L45 169ZM51 168V169H50ZM53 168H54V170H53ZM58 168V170L57 171H60L61 172V174H60V172L57 174V171H56V169ZM69 170H68V169ZM90 168V169H89ZM95 168V169H94ZM126 168V169H125ZM227 168H229V170H227ZM231 168H233V169H231ZM238 168H240V169H238ZM27 170H28V172L29 173H27V176L29 177V178H27V180L25 181V183L27 184V183H30V184H27L28 185V188H30L31 187V189L33 190V189H35L34 187H33V181H35L34 179H33V177H35V175L33 176L32 174L31 175H29L31 172L29 171V168L27 167L26 168ZM72 169H74V170H72ZM85 169V170H84ZM86 169H88V170H86ZM93 169V170H92ZM97 169V170H96ZM134 169V170H133ZM156 169V170H157ZM204 171H202V170ZM219 169H221L220 171H219ZM241 169H242V171H241ZM243 169H245V170H243ZM50 170H52V171H50ZM74 171V172H72V171ZM78 170V172H77V174H76V171ZM120 170V171H121ZM218 170V171H217ZM226 170V173L225 172H223V171H225ZM231 170V172H229ZM232 170H234V171H232ZM238 170H240V171H238ZM249 170H251V171H249ZM253 170V171H252ZM69 171V172H68ZM82 171V172H81ZM85 171V172H84ZM90 173H89V172ZM101 172L102 173V176H101V180H100V177L99 178H95L94 179V177H93V173H96V172ZM125 171L126 172H128V174L127 173H125ZM138 171V172H137ZM202 171V172H201ZM208 171H210L211 173H212V175H211V173L210 172H208ZM223 173H225V174H223ZM246 171V172H245ZM248 171V172H247ZM258 173H257V172ZM42 172V173H41ZM49 173L50 172V174H47V173ZM53 172H54V174H55V177H53ZM68 172V173H67ZM129 172H130V174H129ZM135 172H136V174H135ZM189 172V173H188ZM214 172V173H213ZM215 172H216V175H213V174H215ZM218 172L220 173V174H218ZM229 172V173H228ZM250 172V177H251V179H250V181H249V179H248V181H247V179H246V182H245V178L247 177V176H249V175H247L248 173ZM63 173H65V174H63ZM69 175V173H70V175H69V177H71V175H72V179H69V178H67L68 177V175ZM79 173V174H78ZM82 173V174H81ZM87 174V173H89V174H87V176H89L87 179H86V175L85 174ZM140 173H141V175H140ZM204 173V174H203ZM210 174V176H209V174ZM246 173V174H245ZM254 173V174H253ZM42 174H46L45 176L43 175L42 176ZM109 176H108V175ZM161 174V175H160ZM206 174V175H205ZM208 174V175H207ZM218 174V175H217ZM240 174V173H239ZM252 174V175H251ZM256 174L258 175V176H256ZM47 175H49V176H47ZM57 175V176H56ZM63 175V176H62ZM67 175V176H66ZM79 175V176H78ZM91 175V176H90ZM103 175H104V178H103ZM128 175H130V176H128ZM139 175H140V177H139ZM146 175V176H145ZM165 175V176H164ZM204 175H205V177H204ZM221 175H223V176H221ZM246 175V176H245ZM30 176H33L32 177V179H31V177ZM52 176V177H51ZM58 176L59 177H62V178H58ZM66 176V177H65ZM132 176V177H131ZM135 176H136V178H135ZM158 176H162V177H158ZM183 176V177H182ZM186 176V177H185ZM188 176V177H187ZM210 177V179L208 178V180H207V178L206 177ZM219 176V177H218ZM228 176H231L230 174L228 175ZM227 176V177H228ZM254 176V177H253ZM256 176V177H255ZM45 178L46 177V179H44V180H47V181H49V179H50V182H52V183H50V182H48V185H46V187H45V184H47L45 181H43L42 180V178ZM48 177V178H47ZM76 177V178H75ZM93 177V178H92ZM105 177H109V179H107V178H105ZM113 177V178H112ZM115 177V178H114ZM131 177V178H130ZM144 177H147V178H144V180H143V178ZM177 178L178 180H176L175 178ZM193 177H194V179H193ZM215 177H216V179H215ZM241 177V178H240ZM250 177H247V178H250ZM263 177V178H262ZM39 178V179H38ZM41 178V179H40ZM57 182V180H59L60 182H61V184H62V182H63V184H62V186H63V188H65V189H63L62 191H63V193L60 191V189L62 188L60 185V182L58 181V183H56L55 181L53 182V179ZM75 180H74V179ZM92 178V179H91ZM111 178H112V180H111ZM140 178V179H139ZM142 178V179H141ZM150 178V177H149ZM158 178L160 179L159 181L160 182H158ZM167 178V179H166ZM179 178H180V181H182V182H180L179 181ZM184 178V179H183ZM190 178V179H189ZM217 178H218V180H217ZM254 178H256V179H254ZM262 178V179H261ZM29 179V180H28ZM51 179H52V181H51ZM63 179V181H61ZM107 179V180H106ZM135 179H137V180H135ZM145 179H146V181H145ZM164 179V180H163ZM215 179V180H214ZM242 181H241V180ZM89 180H91L90 181V183H88L89 182ZM95 180H97V181H95ZM98 180H100L101 182H102V184H101V182L100 181H98ZM106 180V181H105ZM110 180V181H109ZM121 180H123V181H121ZM125 180V181H124ZM139 180V181H138ZM148 180V181H147ZM152 180V181H151ZM166 180V181H165ZM167 180H169L170 181V183L171 184H175V183H177L175 186H173V185H170V183H168L169 181H167ZM192 180V181H191ZM193 180L195 181L194 183H193ZM211 181V183H210V181ZM217 180V181H216ZM42 181H43V183H42ZM115 181V182H114ZM120 181V182H119ZM140 181H141V184H139L140 183ZM145 181V182H144ZM149 181H151V183L149 182ZM162 181V182H161ZM164 181L166 182L165 183V185H164ZM178 181L180 182V183H178ZM244 181V182H243ZM252 181V182H253ZM44 182H45V184H44ZM93 182H95L94 184H92L93 186H91V183H93ZM98 182H100V186H99V184H97ZM109 182V185L107 184ZM111 182V183H110ZM122 182V183H121ZM144 182V183H143ZM147 182V183H146ZM154 182H156V183H154ZM216 184V187H217V189L215 188V185H213L214 183ZM243 182V184H240V183H242ZM249 182V183H248ZM50 183V184H49ZM77 183L78 184H80L81 182H78L77 181ZM107 184L106 186L107 187H104V185L105 184ZM114 183V184H113ZM118 184L119 186H120V188H119V186L118 185H116V184ZM120 183H121V185L122 186H124L123 188H122V186L120 185ZM155 185H154V184ZM158 183H159V185H158ZM208 183H209V185H208ZM213 183V184H212ZM25 184V185H26ZM53 186H52V185ZM59 184V185H58ZM89 184H90V187H89ZM139 184V185H138ZM143 184V185H142ZM167 184V185H166ZM183 184V185H182ZM185 184H186V187H185ZM194 184V185H193ZM212 184V185H211ZM40 185V186H41ZM58 185V188H60V189H58V188H56V186ZM96 187H95V186ZM116 186V188H115V186ZM145 185V186H144ZM147 185H151L150 187L149 186H147ZM156 185H158L157 186V188H156ZM168 185H170L172 188H170V186H168ZM178 185V186H177ZM181 185V186H180ZM193 185V189L191 188V186ZM207 186H209V189L207 190L206 189V187ZM48 186V187H47ZM60 186V187H59ZM64 186H66V187H64ZM103 186V187H102ZM109 186H114V187H109ZM141 186V187H140ZM144 186V187H143ZM153 186V187H152ZM179 186L181 187V188H179ZM196 186V187H195ZM202 186H204V187H202V189H201V187ZM214 186V187H213ZM143 187V189H147V187H149L147 190H149L150 188L151 189H153V190H149V191H146V194H145V190L144 191H142V192H140L141 190H143V189H141ZM178 188V190H177V188ZM213 188V189H211V188ZM47 188V189H46ZM51 188H52V190H56V191H58V192H60V194L62 193V194H64V192L66 191H70L69 193H70V195H69V199H70V201H71V203L69 202V199H66V198H68V196H66V195H68L69 193L67 192V194H66V192H65V194L66 195H64V196H62V194L60 195L59 193H58V195H60L61 196V198L63 199H61L58 195H57V192L56 191H53V192H55V193H48V192H52L51 191ZM109 190H108V189ZM112 188V189H111ZM114 188V189H113ZM205 190H204V189ZM214 188L216 189V191L214 190ZM46 189V190H45ZM50 189V190H49ZM104 189L106 190V192L104 191ZM115 189H116V191H119L120 189V192H118V193H120V194H118L116 191H115ZM118 189V190H117ZM141 189V190H140ZM175 189H176V191H175ZM189 189V190H188ZM194 189H197V190H194ZM202 190V192H201V190ZM211 189V191L212 192H214V193H217V195L216 194H213L212 192H211V194H210V192H209V190ZM231 187H230V192H229V190H227L228 192L226 193L227 194V197L225 196L223 199H228L226 202L227 203H231V196H232V191H231ZM44 190V191H43ZM49 190V191H48ZM110 191V190H112V191H110V192H108V191ZM156 190V191H155ZM161 190V191H160ZM170 190V191H169ZM186 190V191H185ZM203 190L204 191H206V192H203ZM46 191V192H45ZM88 191V190H87ZM105 193H104V192ZM167 191V192H166ZM218 191H219V193H218ZM224 193H222V192ZM84 192H86V191H84ZM112 192H114V194L112 193ZM143 192H144V194H143ZM153 192V193H152ZM158 192V193H157ZM186 192H188V193H186ZM207 192H209V193H207ZM221 192V193H220ZM46 193H48L46 196H48V197H46L45 196V194ZM109 193H111V194H109ZM117 193V194H116ZM122 193V194H121ZM147 193L150 195V196H148L147 195ZM155 193V194H154ZM157 193V194H156ZM191 193V194H190ZM204 193V194H203ZM208 195H210V201H209V197H207L206 198V194ZM55 194V195H54ZM153 194L155 195V196H153ZM186 194H188V195H186ZM218 194H219V197H218ZM221 194H223V196L221 195ZM50 195V196H49ZM52 195H54L53 197L54 198H52L51 196ZM107 195H108V197H107ZM114 195H116V196H114ZM121 195H122V197H121ZM137 195V196H136ZM158 195V196H157ZM203 195H205V196H203ZM211 195H213V196H211ZM221 195V196H220ZM231 195V196H230ZM45 196V197H44ZM56 196V197H55ZM70 196H71V198H70ZM106 196V197H105ZM189 196V197H188ZM218 198V200L215 198ZM229 196V197H228ZM60 198V199H58V198ZM66 197V198H65ZM73 197H74V199H73ZM114 197V198H113ZM116 197V198H115ZM118 197V198H117ZM135 197H137V198H135ZM140 197V198H139ZM46 198H48V199H46ZM51 198V199H50ZM108 198V199H107ZM125 198V197H124ZM130 198V199H129ZM205 198H206V200H205ZM213 198V199H212ZM54 199V200H53ZM149 199H148V202H149ZM150 199V200H151ZM213 201H212V200ZM214 199H216V201H214ZM63 202H62V201ZM131 200V201H130ZM134 200V201H133ZM137 200V201H138ZM144 200H146V201H144ZM1 201H3V200H0V203H1ZM51 201V202H52ZM54 201V202H55ZM73 201H74V203H73ZM136 201V202H137ZM207 201H209V202H207ZM256 201V203H253V202H255ZM255 201H252V203L253 204H251V207H255L256 208V211L255 210H253V211H255L254 213H258V211H259V213L262 211L261 210V208L260 207H263V204H261V203H263L262 201H257V200H255ZM40 203H41V200L39 201ZM77 202V203H76ZM136 202H134V203H136ZM3 203H5V201L4 202H2L1 204L2 205H0V213L2 212V213H4L3 211L4 210H2V209H5V215L3 214V215H1L0 214V218H1V220L3 221V223L4 222H6V223H8L6 226H8L9 228H7V227H5V225H4V229H3V227L1 228L2 229V231L3 230H8V233L7 234H9V235H7L6 234V232H1V229H0V235H3V238H4V241H2L3 240V238H2V236H0L1 238V240L0 241H2L4 244L6 243V244H8V245H4V244H2L1 242H0V245H2L0 248H2L1 250H8V249H10V248H13L12 246H17L18 245V243H16V242H18L17 241V239H19L18 237H19V234L21 233V231L20 230H22V229H19V231H17V229H14L15 227L17 228H20L19 227V222H17V220H16V218H17V215H15L14 216V213L15 214H18V210H17V208H15V206L13 205V207L12 206H9V205H7L6 203L4 204V206H8V207H5V208H3L4 206H3ZM63 203V204H62ZM76 203V204H75ZM205 203H208V204H205ZM210 203H212V206L211 205H209ZM227 203H226V205H227ZM230 203H229V205H230ZM257 203L259 204V206H257ZM69 204V205H68ZM72 204V205H71ZM204 204V205H203ZM254 204H256V205H254ZM260 204H261V206H260ZM42 205V206H43ZM67 205V206H66ZM17 206V205H16ZM69 206V207H68ZM254 207H253V209H254ZM259 207V208H258ZM2 208V209H1ZM7 208V209H6ZM11 208V210H10V212H9V209ZM65 208H67V210L65 209ZM12 209H14L13 211H12ZM210 209V208H209ZM259 209V210H258ZM17 211V213H16V211ZM6 211H8V212H6ZM13 212V214H11ZM8 213V214H7ZM42 212H38L37 214H35L36 216H38L39 214H41ZM63 213V214H62ZM45 213H42L41 215H44ZM63 216H62V215ZM10 215V218L8 217ZM14 217H13V216ZM35 215L33 216V217H31V219L32 218H34V219H28L26 222H25V224L26 223H29V224H27V225H24V224H21L22 225V228H23V230H22V232H25V235H26V238L27 239H25V242L24 243H26L25 244V247H21V249L20 250H22V251H26V252H23V255H25L26 253L27 254H30V253H32L33 252V249L31 248V250L29 251V250H26L27 248L28 249H30V247H33V245L34 244H36V243H39L40 242V239L39 238H37V239H39V240H37L36 238H33L31 235H33V232L32 231H34L35 232V230H37V231H39V227H40V223H42L41 225H43V226H41L40 227V231H46V230H44V227H45V229H49V228H47V227H50L51 225H49V223H51L52 224V222L53 221H50V219H49V222L47 223L46 221H45V218L43 219V217H42V219L44 220V223L42 222L43 220H39V218L41 217L40 215H39V218L37 219V217H35ZM60 215H61V217H63V219L61 218V220L59 219L60 218ZM161 215V216H160ZM163 215H164V212L162 213V211L159 213V216L160 217H163ZM194 215H198V214H194ZM4 216V217H3ZM45 216H46V214H45ZM44 216V217H45ZM5 217L7 218V219H10V221L9 220H5L4 221V219H5ZM12 217V218H11ZM49 216H47L46 217V220H47V218H48ZM59 217V218H58ZM13 218H15V219H13ZM30 218V217H29ZM36 218V219H35ZM11 219H13V221H14V224H18V225H14L13 224V222H12V220ZM16 220V221H15ZM35 220H36V222H35ZM58 220V221H57ZM29 221H31V222H29ZM33 221V222H32ZM11 222H12V224H11ZM35 222V223H34ZM35 225H34V224ZM5 224V223H4ZM9 224H11V225H13L12 226V228H11V226L9 225ZM31 224V225H30ZM32 224H33V226H32ZM36 224H37V226H36ZM39 224V225H38ZM44 224H45V226H44ZM54 224V223H53ZM23 225H24V227H23ZM48 225V226H47ZM186 225L187 226H189V224H187L186 223ZM15 226V227H14ZM39 226V227H38ZM180 226H181V224H180ZM179 226V228H178V230H175V229H169L168 228V230H166V232L167 231H169V233L170 234H173L174 236H176V237H178L179 235H181V234H183V232L184 231H186L185 229H187L186 228V226H185V223L183 222V224H182V228ZM184 226H185V228H184ZM26 227V228H25ZM29 227H32V229L31 228H29ZM36 227V228H35ZM143 227L145 228V225H143ZM190 227V226H189ZM6 228V229H5ZM35 230H34V229ZM43 228V229H42ZM143 228V229H144ZM10 229H12V230H10ZM27 231H26V230ZM42 229V230H41ZM184 230L183 232L181 231V230ZM15 230H16V232H15ZM31 230V233L30 232H28V231H30ZM10 231L11 232H13L14 233V235H13V233H10ZM144 231H145V229H144ZM177 231V232H176ZM182 233H181V232ZM18 232H20V233H18ZM28 232V233H27ZM176 232V233H175ZM179 232V233H178ZM2 233V234H1ZM30 233V234H29ZM4 234H6V236L4 235ZM10 234H12V235H10ZM16 234H18V236L16 235ZM10 236V237H9ZM11 236H12V241H11V243L10 242H8V241H10L11 239ZM14 236H15V238L17 237V239H14ZM30 236H31V239H30ZM5 238H9V239H6L5 240ZM37 241H36V240ZM13 240H15L14 242H13ZM27 240H28V243H27ZM31 240V241H30ZM39 241V242H38ZM35 242V243H34ZM78 242V243H77ZM80 241L79 240H77V241H75V244H77V247H80L81 245H78V244H81V243H79ZM15 245H14V244ZM31 243V244H30ZM10 244V245H9ZM11 244H13L12 246H11ZM17 244V245H16ZM29 244V245H28ZM75 244H74V246H75ZM31 245V246H30ZM24 246V245H23ZM29 246V247H28ZM10 247V248H9ZM7 248V249H6ZM24 250H23V249ZM3 250V251H4ZM213 250L215 251V253L213 252ZM22 251H21V254H22ZM28 251L30 252V253H28ZM212 252V255H215V254H217V253H219V251L216 253V249H211V251H210V253ZM17 253H19V252H17ZM17 253L16 254H14V256L15 255H17ZM20 254V253H19ZM17 255V257H19L20 255ZM27 254H26V258H25V256H23V260L21 259V261L22 262H19V258L17 259V258H15L14 256H12L11 257V259L13 258H15V259H17V260H13V262H11V259L9 258V260L8 261H10V262H8V264H14V261H16L15 262V264L17 263V264H20V263H24L25 262V259H26V262L25 263H28L27 262V260L28 259H30L29 258V256H27ZM33 254V253H32ZM32 254H30V257L32 256L33 257V255ZM1 256V255H0ZM32 257H31V260H33L32 259ZM1 258V257H0ZM28 258V259H27ZM30 260V263L29 264H32V262L33 261H31ZM1 261V260H0ZM29 261V260H28ZM221 261V263H224V264H228V263H226L225 261L224 262H222L223 260H220ZM220 261H219V263H220ZM2 262V261H1ZM1 262H0V264H1ZM24 263V264H25ZM220 263V264H221ZM258 263H262V261L260 262H258ZM257 263V264H258ZM218 264V263H217ZM242 264H244V263H242Z\"/></svg>",
    "mask_w": 264,
    "mask_h": 264
}]
</instances>
